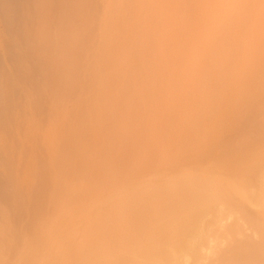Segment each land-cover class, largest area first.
<instances>
[{
	"label": "bare ground",
	"instance_id": "1",
	"mask_svg": "<svg viewBox=\"0 0 264 264\" xmlns=\"http://www.w3.org/2000/svg\"><path fill=\"white\" fill-rule=\"evenodd\" d=\"M37 1L38 0H36L35 2H37ZM43 1H45V0H42V1L40 0V2H42V3H40L42 11H44L45 7L47 6L46 5L47 4V2H46L47 0L45 1L44 4H43ZM56 1H54V2L56 4L58 3L57 5L53 2V0L48 2L49 4L52 2L53 5H55V8L57 6V9L60 11V12L59 11H55V16H52L54 21H56L57 16H60V17H58V20H57V21H60V22H58V24H60L62 22L63 25L65 27H67V29H68L69 28L68 25H70V24L66 23L68 21V20L66 21V17H67V19H69L68 17L72 14L71 16H72L73 19L70 18L69 20H73L76 23L77 21L74 19L73 14H76L75 10H77V13H78V11L80 13L78 15H75V16H79V15H82V14L85 15V16L84 15L80 16V17H82V20H81V23L78 22L79 28L81 26V29H84V30L86 28L89 29L88 32L90 34H91L90 30H93L92 31L93 33L91 35H93V38H94V33L95 32H94V29H93L94 27H92V26H95L96 25L95 23L97 22V27H98V25H100V23H101V21H99L100 19H98L95 16V12H92L95 9V7L93 6L95 4L94 3L95 0H89L90 3L87 0V3H89L90 5L93 4L91 6L92 7V9H91L92 11L91 10L88 11V9L91 8V7H88L90 5H88V6L86 5L85 6V4H87V3H85L86 0H84L83 3L80 0H68V1H72L71 2L72 5H75L76 8L74 7L73 9H72V6H70V8H69L68 5H71V4L67 0H66L67 3L64 0L65 3H66V6H68L66 8H65V6L63 7V4H64L63 0H61V1L58 0L57 2ZM62 1H63V3H62ZM91 1H92V3H91ZM107 1L110 2V0H107ZM121 1L119 0L117 2V0H116L115 3H118V5H120ZM123 1H124V5H126L127 8L129 9V5H127V0H123ZM137 1H139V0H137ZM137 1L136 2L134 1V2L137 4ZM173 1L180 2L181 0H173ZM200 1H202V0H200ZM200 1L198 0V2H200ZM238 1H240V3H241L243 0L242 1L238 0ZM238 1H237V3H238ZM245 1H244V6L248 3V1H247V3L245 4ZM259 1H262V0H259ZM259 1L255 0L254 4H255V2H259ZM80 2L83 5L79 4ZM105 2L106 1H104V4H105L104 7L107 6ZM189 2L186 5L187 7H185V8H188ZM195 2H197V1L196 0L193 1V3H192L193 6H195V4H194ZM202 2H204V0ZM214 2H216V1L214 0L212 3H214ZM234 2H236V1H234ZM59 3L62 6H59ZM115 3L113 5V7H115L117 5V4L115 5ZM128 3L131 4L132 2L128 1ZM135 3L133 5H136ZM159 3H160V1H159ZM162 3H164V2H162ZM162 3H160V5ZM229 3L231 4V2H229ZM26 4H28V3H26ZM42 4H43V7H42ZM51 4L48 7H46V8L49 9V10L46 9L48 11V12H46L47 14H44V12L41 11V15L42 14L44 16L45 15L46 16L49 15V13H50L49 11H51L52 8H53L52 7L53 5H51ZM183 4H186V3L184 2ZM200 4H201V2L199 3V6H200ZM206 4H207V2H206ZM230 4H229V6H231ZM248 4H247V7H249ZM259 4H263V3L261 2ZM178 5H179V3H178ZM180 5H182L181 2H180ZM202 5L203 4H201V6ZM241 5H242V3H241ZM241 5H239L241 8L244 7V6H241ZM80 6H82V7L85 6L86 8H88V9H86L84 7L85 11H87V12H85L82 7H81V9H79ZM136 6L138 7V4ZM171 6H172V4H171ZM175 6H176V4H175ZM189 6H191V4ZM235 6H237V5L235 4ZM256 6H257V9H256V7L254 8L252 6L254 8L252 10H254V11L256 10L255 12L258 13L260 11L259 9L261 8V6H260L259 9H258V5H256ZM161 7H158L157 10L159 8H161ZM178 7H180V6H178ZM183 7H184V5H183ZM202 7H198L197 8L198 11H199V8L204 9V6H202ZM207 7H208V5H207ZM250 7H251V5H250ZM250 7L248 9L251 10ZM60 8H62V9H60ZM132 8H135V7H132ZM172 8H173V6H172ZM181 8H182V6H181ZM191 8L194 9V7H192V6H191ZM191 8L189 7L188 9L191 10ZM225 8L226 9H230L228 7H225ZM232 8H234V10H235V8H238V7H234V5H233ZM70 9L72 11L74 10L75 12L73 11L69 15V14H67V12L71 11ZM116 9L118 10V6L115 7V10ZM124 9L126 11H123V12L121 11L123 14H121V12H120V14L122 15V18H120L121 20L119 21L120 23H124L123 20H124V18L126 16V13H128V11L131 10V9H129L127 11L126 8H124ZM188 9H187V11H189V13H190L191 11L188 10ZM244 9L246 10L247 8L244 7ZM244 9H240L239 11H241V13H242ZM263 9H264V7H263ZM263 9H261V10H263ZM115 10H114V8L113 9L111 8L112 17L115 14L117 15V11H116L115 14H113L115 12ZM120 10H121V8H120ZM160 10L156 11L157 13H155L156 15H154L155 18H157L158 21L160 20L159 18H162L165 15V14L163 15L164 12H162V10L161 11ZM223 10H222V12L219 13V15H218L219 18L223 17L226 14L231 15L230 17L237 16L236 13H234L236 15H234V14L232 15L229 12L227 13L226 11H223ZM247 10L244 11V13H242V14L241 13H238V14H240V15L246 14L245 12L249 11V10L248 11ZM257 10H259V11H257ZM90 11L92 12L91 14H89ZM159 11L161 12L160 14H158ZM187 11H186V13H187ZM192 12L197 13L196 10H192ZM211 12H213V11H211ZM230 12H231V10H230ZM232 12H233V10H232ZM51 13H53V12H51ZM57 13H58V15L56 16ZM87 13L90 16L93 14L92 16H94L96 18L95 19L93 17V20L94 19L96 20L95 23L92 22L93 20L92 21L90 20V24L92 22L91 26H89L90 24L89 25L87 24L89 27H91V29L89 27H87V25L85 26V23H84V22L88 23V21L90 19V16H88ZM143 13L146 14V11H144ZM194 13L191 14L190 18H195L196 19V17H194L195 16ZM222 13H223V16H222ZM224 13H226V14H224ZM257 13L253 12L252 14L251 13H247V15H243L244 16L243 19H245V18L247 19L248 18L247 20L245 19L246 21H244V22H242L243 21V19H242L243 16L239 15L241 18H237L238 19L237 21H239V19H241L242 24H244V28L241 29L243 31L239 32L242 35V37H240L241 35L238 33V35H240L238 37L240 38V40L242 39L241 41L239 40V38L237 40L235 38L236 36L235 37L232 36L233 34L231 32H233V31H231L229 27H231V25H234L233 24L234 22L231 19H229V20H227V22L231 21L232 24L230 23V26L226 30L222 31L223 35H221V37H220V34H221L220 32L221 31H219V32L217 31L218 34L220 33L219 36H216L217 32H216L215 37L213 36L214 33L211 36V39H210L211 42L210 43L212 44L213 42H216L215 46L211 48L212 49V53H211L212 55L207 54L206 53L207 51L206 52L204 51V54L201 52L204 55L203 59L205 58V55L206 56H210L208 58L210 61L207 59L209 62L206 61V59L203 60V63L206 61V63H205L206 65L209 63L207 65V68H206V73L203 75L205 77H203V76L201 77L200 75H197L198 76L197 78H199V76H200L202 78V80H204V78H205V81H203L204 84L202 83L203 84L202 86H205V89H204V87L201 88L202 86H200V90L204 89V92H203V90L201 91V93L203 95L201 93L200 94L198 93L199 96L200 95L203 96V100L204 101H201L200 100L201 97H199L200 98L199 100L201 102H203V104H201L202 105L201 106L200 105L201 102L198 100L199 103H197V105H196V107L197 106L198 107L199 106L202 107V108L199 107V109H201L200 112H199V109L197 110V112L200 113V114H198L199 117L198 116L196 117L197 112H195V115H193V117H194L193 120L191 122L189 121V123H190L189 128L186 125L187 128H188L187 129V131H188L187 135L190 136V137H186L185 138V142L184 143L185 144L187 143L188 145L185 148H181L180 150H177V148L175 149L176 146H175L174 140H176V138H177L176 136L180 133L179 130L182 129L181 128L182 126L180 127V124H182L183 126H184L183 122L188 124V122H186V121L189 120V119L187 118V120L185 121L184 119H181L179 117V119H181V120L178 119L180 121V123H177L178 120H176V119H177L178 116L176 115V119H175L174 118L175 115L171 114V113H173V110H174L173 108H175V107L173 106V108H172L170 106L171 109L168 110L167 113L171 112L170 113L172 115V116L170 115L171 118H169V115H168L169 113L167 114L168 115V117H167V115L165 114L166 112L165 113L162 112L163 114L161 113L160 117H162L165 114L164 115L165 116L164 119H163L164 116L162 118H159V116H158L159 113H158V115H156L158 117H156V118H159L160 120L157 119L158 121H156V119L154 118L155 121L154 120L151 121L152 118L149 119V117H148L146 119L147 121L145 120L146 123L144 122L142 124L141 121L143 120V118H138V117H140V116L142 117V115L140 114V112H141L140 110L142 109V111H143L145 104L143 106H142V104L139 106L138 103H140V101L142 102V100L144 102V98H146V97L148 98V96L147 95H145V96L143 95L144 98H142V96L139 94V96L137 97V100L141 96L140 99H139L140 101L137 103V105H135V106L133 105V104H135V102H133V101L135 100L136 93L138 94L137 91H140L139 89H142L144 87V86L141 87L142 84L146 85V83L143 82V80H141L142 78H144V80H145V76L143 77V72H141V75H142V78H141V75H138V73H140V72L137 69H139V68H137V69L135 68V66H137L135 64L136 63L137 64L140 63V62L139 63L136 62V60H135L140 55V54H138V56H137V51L140 48L138 49L137 43L136 44L132 43V44L137 45V49H136L135 58L131 57V59L135 60V64H134L135 65L134 66L135 71H134V69L131 70L129 68L130 71H132V72H130L131 75H130V80H129V77H128L129 74L126 75V72L128 71V69H127L128 66L129 65L131 66L133 64L134 60H130L131 61V63H130L129 58L127 57L128 55H127V51L126 50H128V47L130 49V46L129 45L126 46L125 52L123 50V48H124L123 47L122 48V50H123L122 52H124L125 54L123 53L124 56H122L123 54L121 52L120 58L122 60L120 59L119 61L128 60V62H125V66H126V63H130V64H128L126 66V68L123 67L124 66V64H123V66L120 67V71L118 72V73H121V72L126 70L125 74L122 73L125 77L123 76L122 78H120L121 80L119 79L120 81L118 82L121 85L120 82L123 80V78H126V76L128 77L126 80H124L125 85L127 84L126 85L127 87L126 86L124 87V91H125L126 95H124V93H123L124 91L123 90H122L123 94L120 93L119 91L118 92L120 93V95L122 94L123 96H126L128 98V100L131 99L130 98V96H131L133 98V100L131 99L130 101H132L133 104L130 101H128V102H130L134 106V107L131 106V108L132 107L135 108L134 110H136V106H137V108L139 107L140 108L139 112L138 111L131 112V108L129 107L130 103H128V102H125V104L123 103L124 105H126V103H127V105L129 104V106H123L122 105L123 107H125V108H123L124 110H119V108H117V107L115 109L114 108L112 109L111 107H109V106H111L109 104L112 103L111 102L112 99H113L114 104L116 102H115L114 96H109L110 93L108 91H111V90H108L110 88L109 86H108L109 88L108 87L106 88V91H104L105 89L103 90L104 86L101 85V83L103 81L102 80L99 87L101 88V86H102V90L104 91V94L109 93V94H107L109 97L108 96L106 97V95L104 96L102 94V96L100 98V101H99L100 94L103 93V91L100 90L99 91L100 93L98 95L99 96L98 97V101L100 102V105H101L102 104V100H103L102 97L104 96V98H107L108 104L106 103L107 102L106 99H104L105 100L104 101V107H103V104H102L100 109L97 108L96 110L93 111V108H92V112H91V110H87L86 106L84 108L81 107L83 109L82 112L80 111L81 108L79 109L80 113L78 112L81 117H79V116L78 117L80 118V120L82 118V121H80L79 123L77 121V123L72 127L73 130L72 131L70 130L71 132L69 131L67 133L66 132L62 133L60 131L61 130L63 131V129L59 130V128L56 130L55 128L58 125L57 123L55 124V127L53 126L54 129L52 128L51 130H53L54 132L53 131L50 132L47 138L50 140L51 134H53V137H52L53 139H52L51 142H53L54 136H59L61 138V140H62V143H61V147H56V148H54V150L51 149L53 151H57L58 149L59 150L55 154L52 152V154H54V160H53V162L51 161L52 165H49V166L53 170V167L55 168V164H56L59 167H61L60 168L61 170L58 169L59 167L58 168L56 167V169H54V171L57 172L59 175H57V173H54L53 171H50V175H48V174L45 173L46 170L44 169L45 176H44V174H41V176L43 175L45 177V180H44V177H42L43 179L39 178L40 176H38L37 180L41 179L42 181L43 180L46 181L47 183L45 185H48V183H50L49 181H53L55 184L57 182V184L59 186L60 185L59 182L63 181V180H64V182H66L67 177L69 178L70 174H71L70 178L73 179V181L75 180L74 178L79 179V178L85 177L84 181H83V178H82L81 181L79 180V182H84L86 184H89L88 186H90V184H91L90 180H87V182H86V177H88L89 174H90V176H89L90 178H87V179H92L91 182H92V184H95V186L87 187V185H86V187H83L81 185V187H83V188L80 187L81 189H78V187L77 188L67 187L65 184H62L60 182L61 183V185H60L61 187H58V186L55 187V185L53 187L51 185H50V187H47V186L46 187H42V184L40 183L41 181L39 180L40 182L36 181V182L40 183V184L37 183L39 185V187H38L37 184H36L35 187H28L29 191H30V192L28 191V193H31V191H32L31 194H33V192L35 194L34 201L33 202L28 201L30 197L29 198L27 197V202H26V199L24 198V196H20L19 195L20 198L23 197L24 199H18L17 198L18 192L19 193L24 192V191H22L23 189L18 187L19 181H17V180L20 178V176H18L19 178L17 180L15 178H13V179L10 178L9 180H8V178H6L8 180V182L11 180V182H10L11 185H13L15 187L12 186L11 192L9 194H7V192H6V195H4V197L9 201V203H10V204L8 203L9 206L11 205L12 209L15 210L17 216H24V215L26 216V220L27 221H25V220L24 221H25V224L27 223L28 225H26L27 228L24 225L23 227H25V228L22 229L21 232H15L14 231L15 228L12 229L13 227H12L11 222H10L12 219L10 220V215H7V212H6L7 209L5 210V212H4V208L2 209L3 212L6 213V215H4V213L1 214L2 218H3V221L0 222L1 223L0 224V264H264V32L262 34H260L261 31L259 32V30L261 29V27L259 26L260 27L259 30H258V27H257L258 26L257 23L260 24V22H257V19L253 18V17L256 18L255 14H257ZM260 13H263V11L262 12L260 11ZM128 14H130V13H128ZM128 14H127V16H130ZM147 14H149V13H147ZM176 14H178V13H176ZM250 14H251V17L254 14L253 17H252L254 20L252 18L250 19ZM41 15H38L39 16V17H37L38 20H39ZM160 15H163V16H160ZM187 15L189 16V14H187ZM192 15H193V17H192ZM262 15L263 14L257 15V17L258 16L260 17ZM49 16H48V18L47 17L43 18V19L40 18V20H41L40 21V27H39V25L37 26V28L34 27V28H36V30H34L33 28H31V29H33V30H31L30 27H29L26 37H28L29 36L28 34L30 32H32V31L33 32L34 31L35 32L38 31L37 30L38 28H40L39 31L41 32V30L43 31V29H41V27L42 28H44L45 26L49 27L48 25L51 22H54V21H52V18H49ZM92 16H91V19H92ZM174 16H175V14H174ZM196 16H197V14H196ZM211 16H212V14H211ZM85 17H87L88 19L86 18L87 19L86 20ZM131 17H133V20L136 21V19L134 18L133 14L131 15ZM183 17L185 18L186 16L184 15ZM227 17H228V15H227ZM227 17L224 16L222 19H219L220 22L222 23L221 20L226 19ZM174 18H176V17H174ZM198 18L201 20V17L198 16ZM209 18H210V15H209ZM209 18H208V22L210 21ZM263 18H264V16H263ZM97 19H98L99 22L97 21ZM109 19H110V17H109ZM150 19L148 17V22H150L149 21ZM164 19H162V21ZM186 19H184V20L186 21V23H188V21ZM249 19L252 20V22ZM38 20H37V22H39ZM114 20H115V17H114ZM114 20H112V21H114ZM126 20H127V18H126ZM130 20L132 21V19H130ZM176 20H178V19H176ZM196 20H198V19H196ZM203 20H204V18H203ZM219 20H218V22H219ZM255 20H256V24H257L256 25V27H257L256 30H258V32H256V34H260V36H258L259 38L255 36L256 39H253V38H255L254 36L252 38V35L254 34V31L250 30V32H248L249 31L248 30V26H251L249 24L250 23L253 24ZM73 21H69V23L70 22L73 23ZM127 21L125 22L126 26H128V24L131 22V21H128V22ZM153 21H155V20H153ZM158 21H155V22L157 23ZM191 21L189 20V23L191 22V25H193L192 24L193 21L195 23L197 22L194 19L191 20ZM199 21H198V23H199ZM32 22H34V21H32ZM104 22H105V20H104ZM104 22L102 21V23H104ZM138 22H137V25H136L135 29L138 26ZM159 22H161V21H159ZM159 22L157 24H159V26H160ZM180 22H181V20H180ZM180 22L178 21V23H180ZM201 22H202V20H201ZM223 22L226 23V20H223ZM82 23H83V27H82ZM107 23L108 24L104 25V26L110 28V22L108 21ZM221 23H219V25H221ZM236 23H235V25H236ZM263 23H264V21H262L261 24H263ZM35 24H37V23H35ZM51 24H52V27L54 28L55 32L57 30L59 31L58 26H56V25H58L57 22H54V23H51ZM79 24H81V25H79ZM93 24H95V25H93ZM111 24L114 25L113 23H111ZM183 24H184V22H183ZM215 24H216V22H215ZM63 25L61 26L63 31H62L61 27H60V30L62 32H65L64 29L65 30H67V29L63 28L64 27ZM76 25H77V23L75 24V26ZM102 25L103 24H101V26ZM122 25H124V24H122ZM131 25H132V23L129 24V26H131ZM140 25H142V24H140ZM140 25L138 27H140ZM151 25H152V22H151ZM186 25H188V24H186ZM186 25H184V27H185L184 30H186V28L188 26L191 27V25H188V26H186ZM222 25L224 26V24H222ZM225 25H227V24H225ZM133 26H135V24ZM159 26L157 25V26H155V28H160ZM180 26H181V23H180ZM217 26L218 25H216L215 27H217ZM234 26H232V30H234L235 32L236 31L238 32V30H240V29H237V25H236L235 28L237 30H235V29H233ZM252 26H254V24ZM52 27H50V28H52ZM55 27L57 28V30L55 29ZM128 27H126V31L129 29ZM215 27H214V30H215ZM123 28L124 27L121 28L122 30H119V28H118V30L121 31V32H119L120 35L118 34V36L116 35L117 37L114 38V41H113L114 44H116L115 43L116 40L120 41V38L122 37L123 34H128L126 31L123 32L124 31ZM140 28L143 29L142 26ZM178 28H179V30H181L180 29L181 27H179V24H178ZM191 28H190V30H193L192 32H194V29H193L194 27L192 29ZM69 29L66 32V34L64 33L65 34L64 36L58 37V38H55V37L52 38V39L56 40V41L53 40L54 41L53 43H50V40L48 39L49 35L48 34L45 35L44 32L43 33L41 32L42 34H40V32L38 31V33L36 34L37 37L35 36L34 33H33L34 35L32 36L33 40L37 38L36 42H33V43L37 44L39 47L37 45L36 46L39 49H40V47L43 46L42 50H44L46 52V54L47 53L48 54H50V53L53 54L54 52L52 50L57 51L58 56H57V54L55 55V53H56L55 52L54 53L55 56H52L53 59H51V60H50L51 56L48 55V54L47 55L50 56V57H48V56H47V58H45L46 56L42 57V60L43 59L44 60L48 59V60H50V62L49 61L43 62L41 60V58H39V57H41V55L43 56L44 53H42L40 55H37V57L40 59L39 63H41V64L43 63V65L39 64L38 69H40L41 66L44 67V64L46 62H49L51 65L53 64L54 66H56L55 68H53V67H51V68L54 69L56 72H58L56 74L58 76L57 77L54 74L55 73L54 70H53L54 71V73H53L51 68H50V70L47 69L48 72L49 71L52 72V73L49 72L50 73L49 75L53 74L51 77L54 76V78L57 79V78H60L59 75L60 76L62 75L60 79L65 80L66 77H64V74H66L65 76L70 75V77L67 76V78L65 80V83H63V84L67 83V85H63V86H68L67 87L68 89L65 88L68 91H66V92L63 91V94H65L66 98L68 97V99H69V96H72V93L75 95V94H77L78 92L81 91V85H80V90H79V85H78V83L81 82V81H77V80H76L77 82L74 81L75 80V72H74V70L78 71L83 66V64L85 62V59L87 57H89V53H91V49L88 48V52L87 51L85 52V50L87 49L89 44H92L93 41H96V44H99V42H97L99 38L96 37V36H95L96 38H94L95 40H92L91 43L89 42L90 40H88V38L92 39V36L90 34H89L90 35L89 37L86 36V35H88L87 29H86L85 33H87V34L85 35V37L87 38V40H88L87 43L89 42V44L86 43L87 45H85V42H84L85 47L87 46L85 48L83 43H82L83 39L82 40L80 39V38H84V34H85L84 30H82V32H81V33H83V37H82V34L79 32L81 29L79 31L75 30L76 31V33H75L76 36L77 35L78 36L81 35V37H79V40H80V42H79V40L77 41L76 36L74 34H72V33H74L73 28H72V33L71 34L74 35V37L72 35H69V33H68ZM111 29H109V33H111V32L113 33L114 32L113 30L111 31ZM152 29H154V27ZM152 29H149V30H152ZM160 29H158V30L161 31L162 29L161 30ZM187 29H189V27ZM146 30H148V28ZM179 30H177V31H179ZM205 30H208V29L205 28ZM214 30H212V32ZM95 31H96V28H95ZM136 31H137V33H140L138 31V28H137ZM153 31L154 30H152V33H153ZM229 31H231V32H229ZM244 31L247 32V34L245 32V36L246 37L245 36L243 37ZM263 31H264V29H263ZM49 32L51 33V31H49ZM77 32H79V34ZM131 32L134 33L133 31H131ZM145 32H147V31H145ZM182 32H183V34L186 35V36L183 35L184 37H187L188 34H189V33L188 34L186 33V32H189V30H187L186 32L182 30ZM182 32H181V34H182ZM192 32L190 33V36L192 35ZM109 33L108 32L103 33L102 43L100 45H97V49H99V50L101 49L99 47L102 45V48L104 47V49L106 50V51L103 50V52L105 51L106 53H107V50L110 47V42L112 41V38L110 37ZM121 33H123V34H121ZM160 33L161 32H159L158 34H160ZM164 33H168V32H164ZM195 33H197V32H195ZM38 34H39V36H38ZM67 34L69 36H67ZM98 34L100 35V32ZM142 34H145V33L143 32ZM142 34H140V35H142ZM205 34H207V32H204V35ZM101 35H100V37H101ZM154 35L157 36V34H155V33H154ZM164 35L166 36V34H164ZM197 35H198V33H197ZM249 35H251V36H249ZM78 36H77V38H78ZM126 36H123L121 39L124 40ZM136 36H137V34H135L134 39L132 40L133 42H134V40H136L135 39V38H137ZM146 36L148 38V34ZM165 36H163V38ZM198 36L200 38L201 35L199 34ZM198 36H196L194 34L193 37H198ZM30 37L31 36H29V38H27L28 39L27 42L29 41L28 42L29 44H27L25 46H28V45H30L32 43L31 42L32 38H30ZM139 37L141 38L142 36H139ZM184 37H183V40H185ZM216 37L217 38L220 37L222 39L218 38L216 40ZM127 38H128V36H127ZM153 38H154V36H153ZM155 38H157V37H155ZM199 38H196V39H199ZM206 38H208V37L205 36V40L204 39L203 40L205 41V43L206 42L208 43V39H206ZM244 38H246V39L248 38L247 41H249V39L252 38L254 41L252 42V39H251L252 44H249L246 41V39L243 40ZM29 39H31V41ZM52 39H51V41H52ZM150 39H151V37H150ZM159 39H160V37L158 38V41H159ZM179 39H178V41H179ZM200 39H199V41H200ZM212 39L213 40L215 39V41H213ZM233 39L234 40L236 39V40L234 41ZM57 40H58V42H57ZM99 40H101V39H99ZM122 40H121V42H125L126 41V44H129V43H127V41L129 42V40H125V41H122ZM140 40L141 39H139V41ZM255 40L256 41L258 40L257 43H256ZM19 41H20V39H19ZM84 41H85V39H84ZM154 41H156V39L155 40L153 39V42ZM160 41L163 42V43H164V41L166 42V40H164V41L160 40ZM196 41L198 42V40H196ZM204 41H203V43H204ZM78 42L80 43L79 45H81V46H78V47H80V49H78L77 46H76V43H78ZM161 42L159 44H162ZM94 43H93V45H94ZM138 43H139V45H140V43L142 44V40H141V42H138ZM210 43H209V46L211 45ZM253 43H256V44H253ZM118 44L119 43H117V45ZM192 44H194V42L191 41V43H189L190 46L188 45L189 48H192L191 47ZM195 44H196V42H195ZM82 45H83V48H82ZM147 45H148V43H147ZM154 45H156V44L153 43V46ZM167 45H168V47L171 46L170 41L166 42V46ZM33 46L34 45H30L31 48ZM44 46L48 47V49H49L48 51H50V49L53 48V49H51L52 52L51 51H50V53L47 52L46 51L47 47H45V49H44ZM114 46L115 45H113V47ZM143 46L144 45L142 44V47ZM209 46L207 47V44L206 45L204 44L205 50L207 48L209 49L210 48ZM30 47H28L27 50L28 51L30 50L29 53L30 52L34 53V49L35 48L33 47L34 49L31 51ZM37 47H36V49H37ZM91 47H92V45H91ZM113 47H112V49H113ZM131 47L134 50L136 48V46L134 48L133 45H131ZM148 47H149V45H148ZM159 47H162V46L159 45ZM195 47H197L196 48V51H197V49H199V47L196 46V45H195ZM81 48L83 49V53L85 52V54L82 53ZM117 48H119V45H118V47L114 48V50H113L114 57H115V55H117V50L115 51V49H117ZM145 48L147 49V46ZM164 48L165 47H163V49ZM170 48H172V47H169L168 49H170ZM36 49H35V51H37ZM133 49L129 50V51L132 52V51H134ZM143 49L144 48H142V50L140 49L142 51V53H143ZM174 49H175V47H174ZM18 50H20V48ZM78 50L83 54V55H81V61L77 58V56L78 57L80 56L79 55L80 53L78 54ZM140 50L138 52H140ZM152 50H153V48H152ZM20 51H19V53H20ZM144 51H146V53H147L146 59L149 58L147 60L150 61L151 57H150V55L148 57V52H147L149 50L148 49L147 50L144 49ZM171 51H172V49L170 50V52ZM187 51H188V49H187ZM193 51H195L194 46H193ZM193 51L191 53H193ZM41 52H43V51L39 50V53H41ZM210 52L211 51H209L208 53H210ZM33 53H31V54H33ZM39 53L37 52V54H39ZM96 53H98V51ZM163 53H165V50L163 51ZM199 53H200V51H199ZM86 54H88V56ZM103 54H105V53H102V55ZM129 54L131 55L130 52H129ZM171 54H172V52H171ZM184 54L187 56L186 52ZM184 54H183V56H184ZM202 54H201V56H202ZM66 55H69L67 57H70V59H72L71 63L73 64V66L77 62V60H78V62H80V64L77 62V64H79V66H78L79 69H77V67H75L76 69L71 68L72 65H69L70 62H69V64H65L64 63V60H66ZM142 55L144 56L145 54H142ZM181 55L180 56L177 55V57L180 58ZM56 56L58 57V59H57L58 61L55 59ZM82 56L83 57L85 56V58H82ZM92 56H94V55H92ZM92 56H90V59L92 58ZM125 56L127 58L123 59V57H125ZM160 56H161V53H160ZM186 56H184V57L186 58ZM169 57H168V59H169ZM184 57H183V59L181 58L182 62L186 61V60H184ZM189 57H191V55ZM98 58H99V56H98ZM117 58H118V56H117ZM156 58H158V57H156ZM163 58L164 57L162 56V59ZM171 58H172V55H171L169 61L171 60ZM179 58H177L178 59V62H176L177 66L179 65V61H181ZM23 59H24V57H23ZM25 59H27V58H25ZM146 59H144V60H146ZM158 59H160V57ZM82 60H83V63H82ZM97 60H99V59H97ZM109 60H111V59L109 58ZM147 60H146V62L145 61L144 62L147 63L148 62ZM151 60H152V58H151ZM93 61H95V60H93ZM115 61H116V58H115ZM155 61H156V59H155ZM195 61L196 60H194L193 62H195ZM152 62H153L152 64H155L154 58H153ZM173 62H174L173 60H171L169 62L170 66H171V63H173ZM189 62H190V59H189ZM49 63L46 64V65L50 66ZM81 63H82V65H81ZM96 63H99V62H96ZM108 63L111 64V67L108 66L107 69L110 68L112 70V68H114L112 63H114V62L110 61ZM164 63L166 64V61ZM169 63L167 64L168 67H170ZM203 63L201 64V68H203V66H204ZM77 64H75V66H77ZM102 64H103V62H102ZM104 64H106L105 60H104ZM104 64H103V66H104ZM150 64L151 63L149 62L148 65H150ZM156 64L159 67L161 66L160 70H162L163 66H165V68L163 70H165L166 67H167V65H163V63H162L163 66L159 65L158 62ZM89 65H93V64H91V62H90ZM95 65L97 67L99 66L98 64H95ZM142 65L141 66L138 65V66L141 67L140 68L141 71H142V69H144V68H142L143 67ZM181 65L182 64H180V67H181ZM183 65H182V69L186 68V70H188V68H189V67L187 68V66H189L188 63H186V66L184 65V67H183ZM190 65H192V64H190ZM103 66H102V68H103ZM146 66H147V64H146ZM146 66H145V68H146ZM154 66L156 68V65H150V67H153V68H154ZM177 66L175 68H177ZM205 66H204V68H205ZM43 67H41V68H43ZM46 67H48V66H46ZM46 67H44L43 69L45 70ZM118 67H119V65L117 64L116 68H118ZM159 67H158V71H159ZM171 67H173V65ZM85 68H86V66H85ZM85 68L82 67V70L80 69V71L82 72ZM121 68L122 69L125 68V69L122 70ZM155 68H154V70H155ZM179 68H178V70H180ZM192 68H194V64H193ZM38 69H37V73H40V72L42 73L44 71L43 69H42L43 71L38 70ZM67 69H69V70L72 69L71 70L72 72L69 74L68 72H70V71L68 70V72H67L66 71ZM91 69H92V67H91ZM147 69H148V71L150 73L149 68H146V71H147ZM172 69H169L170 70L169 72H171V73L173 72L174 73V72L178 71V70H175V71L173 70L172 71ZM182 69H181L179 78H181ZM194 70H196V72H198L197 71L198 68L197 69L195 68ZM64 71H66L68 74L66 72H64ZM80 71H78L76 74L80 75V73H81ZM103 71H105V70H103ZM116 71H117V69H116ZM143 71H145V70H143ZM156 71H157V69H156ZM21 72H23V71H21ZM34 72H36V70ZM46 72L44 71L43 72L44 74L41 75V77H45V73ZM48 72L46 73V76H47ZM60 72H62V73H60ZM133 72H134V74H133ZM159 72H156V73L158 75L162 73V71H161V73H159ZM165 72H166V70H165ZM165 72H164V74H165ZM188 72H191V71L189 70ZM192 72H191V75H192ZM200 72H202V71H200ZM200 72H198V74ZM204 72L205 71L203 70V73ZM1 73H3V72H1ZM113 73H114V71H113ZM118 73H117V75H118V77H120V75H122V74L119 75ZM152 73H151V75L154 76L153 74H155V73H153V74ZM157 74H155V77L158 76ZM166 74L170 75L168 72H166ZM200 74H202V73H200ZM111 75H113V74H111ZM111 75H109L111 77V79H110V77H109V79H110V82L112 83V81L114 80L113 78H115V76L114 75L111 76ZM133 75H134V78H133ZM167 75H165V76H167ZM187 75L184 76L185 79H188L189 78L188 76L190 74L188 76ZM103 76H105V74H103ZM138 76H140L139 78H141V79H139ZM34 77H35V75H34ZM159 77H162V76L160 75ZM186 77H188V78H186ZM28 78H30V77H28ZM48 78L51 79V83H49V85L51 84L50 85V89H54L57 86L56 87L58 89L57 91L64 90V89L61 90V89L58 88V86H59L58 84L61 85L60 86L61 88H64V87H62V83H60V81H58V79H57L58 82H54L55 80L53 81V79L50 78V76ZM87 78L88 77L86 76V80H87ZM132 78L134 79V81L131 80ZM136 78L138 79V81H137ZM167 78L169 79V77H167ZM194 78H196V76ZM41 79L42 80L45 79L46 81L49 80L47 78H41ZM42 80H40V81H41V83H43L44 88H45V85H48V83L46 84L45 81L43 82ZM63 80H62V82H63ZM105 80H106V78H105ZM105 80H104V82H105L104 85H107V84L110 83L108 81L106 82ZM140 80H141V82H143V83H140L141 85L138 83V82H140ZM40 81L38 83H40ZM52 81L55 84H57V83L58 84L57 85H53L54 83ZM87 81H89V79ZM126 81L129 82V85H128V82L126 83ZM131 81H133V84H132ZM155 81H157V80H155ZM167 81L168 80L164 81L163 84H167V86H168V83L170 82V79H169L168 83H167ZM199 81H200V78H199ZM35 82H37V81H35ZM74 82H75V85L77 83V86H74ZM89 82H91V81H89ZM134 82H136L138 85L136 86V83L134 84ZM98 83L99 82L96 83L97 86H98ZM130 83L134 86V88L136 86V89H132L133 86L130 87ZM151 83H150V85H152ZM181 83H185V82H181ZM88 84H86L87 85L86 88H88ZM116 84H117V81H116ZM119 84H117V85H119ZM198 84H199V82H198ZM39 85H40V88H42V89L41 90H37L36 89L37 93L32 92V95L33 94L34 95L37 94V95H35L37 97L39 95L40 96L39 97L40 98L39 102H42L41 100L44 99L43 97H46V96H42V93H45L44 91H47L49 89V87H48L49 85L47 86L48 88L46 87L47 89L45 88V90L43 89L42 84H39ZM117 85L114 86V88L117 87ZM120 85H119V87H120ZM157 85H158V83H157ZM138 86H140V88ZM165 86L163 87V85H162L159 88H162V91L164 92L165 91L164 90ZM13 87H15V86H13ZM52 87H54V88H52ZM129 87H130L131 92L137 90L136 93L133 92L135 95L134 94L132 95V93H130ZM146 87H144V88H146ZM69 88H71L73 90L72 93L70 91L71 89L69 90ZM75 88H77V89H75ZM86 88H85V90H91L90 88L89 89H86ZM114 88H113V90L115 92ZM197 88H199V87H197ZM92 89H95V87H92ZM120 89H123V88H120ZM179 89L181 90L182 88L180 87ZM1 90H3V89H1ZM95 90L98 92L99 89L98 90L95 89ZM127 90L129 91V93H128ZM143 90L141 91V94H143L145 92V90H144V92H143ZM158 90L160 91L161 89H158ZM41 91H43V92H41ZM54 91L55 90L52 91L53 93H52L51 97L53 99L50 97L51 100H55L56 99V98L54 99V97H53V95L55 96ZM92 91L93 90H91V92ZM148 91H150V89ZM148 91H146V93ZM2 92H4V91H2ZM38 92L39 93L41 92L40 93L41 95ZM176 92H177V90H176ZM14 93H15V91H14ZM148 93H150V92H148ZM169 93H168V96H169ZM181 93H183V92H180V95L179 94L178 95L181 96L182 95ZM194 93H195V91H194ZM50 94H51V92L48 95L50 96ZM59 94H61V95H59ZM63 94L58 92V98H57L58 101L61 100L60 97L63 98V100H65V96ZM79 94H77V96ZM82 94H84V96L86 97L85 94H87V92L85 91V93L83 92V93H81V95ZM114 94H115V98L118 97L116 92ZM128 94H130L129 97L127 96ZM159 94H160V92H159ZM164 94L162 95V97L164 96ZM62 95H63V97H62ZM120 95H119V97H121ZM150 95H151V93H150ZM175 95H177V94H175ZM41 96H42V98H41ZM94 96H97V93H96V95L94 94ZM168 96L165 95L164 97L168 98ZM179 96L177 97V98H179L178 100L175 97L176 100H177L176 101L177 103H178V101L183 102L185 100V98H184L185 96L183 97L184 98L183 101L181 100V99H183L182 98L183 95L181 97H179ZM189 96H191V95L189 94ZM28 97L32 99L31 100L32 102H33V100L35 101L36 99H39V98L35 99L34 96L32 98L31 95L30 96L28 95ZM111 97H112V99H111ZM162 97H160V98L162 99ZM164 97H163V99H164ZM14 98H13V100H15ZM71 98L74 99L73 97H70V99L68 101L67 100H65V101L67 103H71V102H69L71 100ZM75 98H76V96H75ZM77 98H76V100H77ZM83 98L81 99V101L83 100ZM123 98L126 99L125 97H123ZM172 98H174V97H172ZM172 98H170V99L172 100ZM195 98H196V96H195ZM195 98H193V100ZM57 99H56V101H57ZM170 99L168 100L169 103L171 101ZM4 100L6 101V99H4V97L1 96V93H0V124L1 125H2V123L5 120V119L3 120L4 117L2 116L4 114L3 110H4V107H5V101ZM13 100H12V102H14ZM146 100L148 102V99H146ZM186 100H187V103H188L189 102L188 99H186ZM196 100H197V98H196ZM65 101H63V102L65 103ZM81 101H80V103H81ZM117 101H118V99H117ZM126 101H127V99H126ZM172 101H175V100L173 99ZM35 102H36L35 104L37 105L38 101H35ZM73 102H74V100H73ZM83 102L85 103V101H83ZM42 103H40V104L44 105V103L43 104ZM55 103H57V102H55ZM55 103H53V101H52V104H51L52 106L51 107H52L53 110L52 109L50 110V114L49 115H51V113L52 114L56 113V112H52V111H55L56 109L60 112L62 110L61 107L65 106L67 104V103H65V105L60 106V105H62V101H60L59 103H57V105H53ZM157 103H159V102H156V107H155L156 109L155 110L158 111L159 110L158 108L160 106L157 105ZM173 103H175V102H173ZM187 103H186V105L189 104V106L191 105L190 107H192L193 103L190 104L191 100H190V102L188 104ZM7 104L10 106L9 103H7ZM163 104L165 105L164 102H163ZM91 105H93V103H91ZM117 105H120V103L119 104L118 103L115 104V106H117ZM154 105L155 104L153 103L152 107ZM178 105L177 106L179 107V109H180V106L184 108V110L182 108L180 109L181 112H185V109L188 107L185 104H184L185 106H183V104L180 103V102H179ZM57 106L60 107V109L57 108ZM34 107H36V106L34 105ZM67 107H68V104H67ZM90 107H93V106H90ZM105 107H107V108L109 107V108L108 109L107 108L104 109ZM152 107H151V109H154ZM190 107H188L189 110H190ZM127 108H128V110H125ZM129 108H130V113H129ZM146 108H147V105H146ZM197 108H195V109H197ZM84 109H85V111H84ZM162 109H163V107H161V111H164ZM179 109H177V110L179 111ZM155 110H148V111H155ZM191 110H192V108H191ZM243 110H245V112L248 111V113H249L248 114L249 115V118H248L249 120H248V122L246 124H242V123L240 124L239 119H237L238 118V114L241 111H243ZM14 111H15V109H14ZM38 111H39V109H38ZM43 111H46V110L42 109V112ZM178 111H176V112L174 111V114L175 113H177L178 115L184 114V113H179ZM40 112H41V110H40ZM47 112H49V109H48ZM62 112H64V109L60 113L62 114ZM186 112L188 113V110H186ZM43 113H45V112H43ZM154 114H157V112L154 113ZM46 115L48 116V113ZM89 115L92 116V127H91V125H87V123H86L87 120L89 122V119H88V118H90ZM151 115H153V113L152 114L150 113L149 116H151ZM184 115H186V114H184ZM33 116H35V115H33ZM153 116H155V115H153ZM54 117L56 118V116H54ZM54 117L52 116L51 118H54ZM130 117H132V118H130ZM144 117H146V114L144 115ZM191 117H192V115H191ZM71 118H73V117H71ZM84 118L87 119V120H85ZM166 118L171 119V120H168L169 124L167 123V119ZM189 118H190V115H189ZM239 118H241V117H239ZM129 119H130V121H129ZM139 119H140V122H137ZM148 119L151 122L148 123ZM173 119H175L174 120L175 122L173 121ZM59 120H61V119L59 118ZM162 120L164 122L166 121L165 123H167V124H165V123L161 124V128L163 129V127H164V129H165L164 131L165 132L168 131V130L169 131L171 130L170 131L171 133L170 132H166L169 135L171 134L170 136L166 135L165 132L162 129L159 130L160 129L159 124L163 123ZM12 121H14V120H12ZM56 121H57V119H56ZM83 122H85L86 124L83 123ZM136 123H138V125ZM140 123H141V125H139ZM150 123L151 124L154 123L153 125H155L156 128H159V129L156 130V128L154 126L152 127V125H150V127L154 128L152 130H154L156 133H158L156 135H159V137L161 136V138L163 139V140L159 141L160 138L156 136L157 137L156 141L158 140V144L157 145L159 147L161 145L162 146L165 145L163 147H167L168 148V146H166L167 145L166 144V140H168L167 141V143L169 142L168 145L171 144L170 147L174 146L173 147L174 151H172V152H170V154H168V155H171L172 158H173V155H174L173 152L175 153L176 151H178L175 154V157H176L175 161H173V159L170 158L169 156H166L167 154L166 155L164 154L166 157H169V159H170V162L167 159L168 160L167 164L170 163L169 164L170 166H172L173 164H180L182 169L187 167L188 161H189V163L192 164L191 161L195 162V161L199 160V158H202L204 155L205 156L213 155V153L211 154V149H209L210 139H211L210 136L212 135V133L213 134L215 133V135H216V133L218 132V135L214 138V141L217 144L218 143L220 144V148H219L220 149V153L218 155L219 156L218 158H220V159H216L217 163H216L215 167L213 166L212 171H214V173L216 171L217 172L218 171H224L223 175L220 173V175H222L221 177H219V178L217 177L215 179H210V178L208 179L207 176H212L213 173L211 172L212 175H209V174H206L205 171H204V172H201L203 174L199 173L201 175H198L195 172L194 173H187V174L184 173L182 175V177L180 176V177H175V178H172V177L171 178L170 177L169 178H162V179H159L158 181H155V179H156V176H155V178L152 179L155 182H148V183L143 184V185L138 186V187H129V184H127L125 187H114V186H120L121 182L126 177L129 178V179H132L131 177H129L130 175L135 176L136 173L140 174V173H142V171L145 170V168L147 166H149V164L147 165L145 163L142 164V163L138 162L135 159V157H136V154H138L142 150V147H141L142 145L141 144L146 141V139H144L146 137V136L144 137V135H145L144 131H145V133H147L146 131L148 130V128H146V126L149 127ZM35 124H36V122H35ZM35 124H34V127H35ZM162 125H164V126H162ZM165 125H166V127L168 125L170 129H168V127L166 129ZM2 126H4V125H2ZM58 126H61V125H58ZM171 126H174V128L171 127ZM175 127L178 128L179 130L176 129ZM133 129L136 130V133H137L136 136H131V134L134 131L133 132H129L130 130H133ZM32 130L30 129V131H32ZM58 130H59V133H58ZM68 130H69V128H68ZM177 130H178V134L177 133L176 134H172L174 131L177 132ZM150 131H148V133H150ZM158 131H160V133H162V132H164V133L160 134ZM127 133L130 135V136L128 135L129 138L130 137L133 138V139H129L127 136H126V138H128L127 140H126V138H124V140L127 141L126 143H128V140H129V142H130V140L132 141L131 143L133 145H131V147L129 149H126V147L123 146L125 144V142L119 141V139L122 140L123 135H126ZM20 134H21V132H20ZM26 135H28V134H26ZM36 136H38V135H36ZM165 136H166V138L169 137L170 140H169V138L166 139ZM173 137H174V139H173ZM7 138H9L8 135H7ZM44 138L47 141L46 135H44ZM154 138L155 137L152 138L153 141H154V143L152 142V144H155V139ZM164 138H165V140H164ZM171 138H172L173 143L171 141ZM152 139H151V141H152ZM188 139H190V141ZM3 140H4V138H3ZM163 141H164V144H163ZM177 141H180V140L177 139ZM161 142H162V144H161ZM119 143L120 144L123 143V144L120 145ZM181 143H182V141H181ZM189 143H191V144H189ZM8 144L10 145L11 142L9 141ZM114 144L117 145V146H115ZM130 144L128 143V145H130ZM159 144H161V145H159ZM134 145H135V147H134ZM145 145H144V147H145ZM112 146L115 147V148L117 147L116 148L117 150L115 148L112 149L113 148ZM158 146H157V149L159 148ZM3 147L5 148L4 145H3ZM21 147H22V145H21ZM109 147H111V148H109ZM118 147H120V150H118L119 149ZM0 148H2V146ZM41 148H43V147H41ZM5 149L7 151L9 150V149H7V147ZM109 149H112V150H109ZM3 150L4 149L2 148V151ZM93 150H94V152L92 153ZM41 151H43V150H41ZM112 151H115V152H112ZM160 151H162V150L160 149ZM4 153H6V152L3 151V155H4ZM156 153L157 152H155V154ZM37 154H39V153H37ZM151 154H152V152H151ZM43 155H45V153ZM155 156H157V155H155ZM165 156L164 157L161 156L162 159H161L160 156H157V157L159 158L158 160L161 162L163 160H166ZM175 157H174V159H175ZM179 157H181V158H179ZM183 157H187V159L184 160L185 158H183ZM6 158H7V156H5L3 158L1 156L0 160H3V159L5 160ZM163 158H165V159H163ZM7 159H9V157ZM171 160H172V162H171ZM7 162H8V160H7ZM12 162L10 161L11 164H12ZM37 162H39V161H37ZM1 163H2V161H1ZM40 163L43 164V160H42V162L40 160ZM162 163H164V162H162ZM22 164H24V163L22 162ZM12 165L14 166V164H12ZM8 166L12 167L11 165H8ZM111 167H112L113 171H114V169L117 171L116 174L114 172V176H112V178L114 177L113 179H115V180L111 181V179L108 178V177H105V175H104V177H100L101 174L105 173L104 172L105 169L109 170V169H111ZM21 168H22V166H21ZM62 168L65 169V173H64L65 176H66V173L70 170L68 172V174H67L69 176L64 177L66 179L62 178L63 177L62 174L64 172L63 171L64 169H62ZM7 169H9V168H7ZM18 169H20V168H18ZM41 169H43V168H39L40 171H41ZM203 169H205V167ZM14 170H15L14 168H13V171H11L10 169L6 170V172H8V171L10 172L11 171V175L10 176H9V174H10L9 172H8L9 174L5 173L7 175L6 177H11L12 176V172H15V174H16L17 171H14ZM16 170H17V168H16ZM39 170H38V173H40ZM149 170H151V167H149ZM109 171H111V170H109ZM134 172H136V173H134ZM208 172L209 171H207V173ZM217 172H216V174H217ZM52 173H54L53 175H55V176L51 175ZM86 173H88V176H87ZM132 173H134V174H132ZM147 173H148V171H147ZM216 174H214V175H216ZM33 175H35V174H33ZM108 175H110V174H108ZM144 175H146V173ZM144 175H143V177H145ZM203 175H206V176L203 177ZM1 176H3V175H1ZM46 176L48 177L49 181H48V179H46L47 178ZM116 176H119V178H122L123 180H121V179L117 180L118 177H116ZM122 176H124L125 178L122 177ZM99 177L101 179L103 178V180H101L102 183L105 180H107V178H108L107 182L110 180L111 183L110 182L107 183L105 181V183L101 184V182L99 181ZM159 177L157 176V179ZM25 178H26V176H25ZM19 180L28 181L26 179H19ZM73 181H71L72 184L74 183ZM114 181H116V182H114ZM126 181L127 180L125 179V181H123V182H126ZM117 182H118V185H117ZM123 182H122V184H123ZM143 183H145V182H143ZM28 184H30V183L28 182ZM92 184H91V186H92ZM97 184H99V185H97ZM30 185H28V186H30ZM68 185H69V183H68ZM92 194L93 195L95 194L94 196H96V197L97 196L98 197L105 196V197L111 198L110 199V201H111L110 207L105 209V210H101L100 208H98L96 206V203H94V202L93 203L92 202L88 203L87 200L90 198V196ZM32 199H33V197H32ZM90 199H92V198H90ZM87 204H88V206H86ZM11 207H8V208H11ZM60 209L62 210V212H61V214L59 216H57L55 218H50L52 212H56L57 211V213L59 214L58 211H60ZM75 210L76 211L77 210L78 211H82L83 213H85L84 215H86L87 213H90L92 216L88 217L89 221H86L87 219H85L86 222L84 221L82 224L80 222V219H78V222H80V224L75 223V224L80 225V227H82V225H83V227L81 229V232H82L81 234L83 235L82 236L83 241H82V243L71 247V250L68 251L69 255L68 256H64V258L60 261V256L62 255L61 251L64 250V247H63V245L60 246L61 244L60 245H56V239H58L63 234H68V235H72L73 234V232H68V230L71 231V228L69 227L68 224L70 223L69 222L70 221L69 218H71V217L73 218V215H76L75 213H77V212H75ZM57 213L56 214L53 213V214L57 215ZM76 216H78V215H76ZM82 216L83 215H81V218H82ZM19 219L17 221H19ZM67 219L69 221H67ZM21 224H22V222H21ZM21 228H22V225H21ZM84 234H86L85 235L86 237L84 236Z\"/></svg>",
	"mask_w": 264,
	"mask_h": 264
},
{
	"label": "rangeland",
	"instance_id": "2",
	"mask_svg": "<svg viewBox=\"0 0 264 264\" xmlns=\"http://www.w3.org/2000/svg\"><path fill=\"white\" fill-rule=\"evenodd\" d=\"M36 0H0V93H1V96H3L4 97V99H6V101H5V107H4V110H3V120H4V122L2 123V125H4V126H2L1 124V126H0V147L2 146V148L4 149L3 151L4 152H6V153H4V155H3V151H2V148H0L1 150V152H0V158H1V156H2V158L3 157H5V156H7V158L9 157V159H3V160H0V215L1 214H3L4 212H5V210H6V212H7V215H10V222H11V225H12V229H14V231L15 232H21V230L22 229H24L25 227H26V225H28L27 223L25 224V221H27L26 220V216L24 215V216H17V214H16V212H15V210L14 209H12V207H11V205L9 206V201L4 197V195H6V192H7V194H9L10 192H11V190H12V186L13 185H11V180L8 182V180L10 179V178H15L16 180L19 178L18 176H20V178L19 179H26V180H28V181H24V180H17V181H19V185H18V187H20L21 189H23L22 191H24V192H22V193H19L18 192V194H17V198L18 199H26V202H27V197L29 198V200L28 201H31V202H33L34 201V198H35V194H34V192H33V194H31L32 193V191H31V193H28V191H29V188L28 187H35L36 186V184L38 183V182H40L41 184H42V187H50V185L53 187L54 185H55V187H57L58 186V184H57V182H56V184L53 182V181H49V179H48V177L46 178V179H48V181L50 182V183H48V185H45L47 182L46 181H44L45 180V173L46 174H48V175H50V171H53L54 173H57V172H55L54 171V169H56V167L58 168L59 166L58 165H56L55 164V168L53 167V170L51 169V167L49 166V165H52L51 164V161L53 162V160H54V154L59 150H57V151H53L54 150V148H56V147H61V143H62V140H61V138L59 137V136H54V140H53V142H51L52 141V137H53V134H51V138H50V140L47 138L48 137V135H49V133L50 132H52L53 130H51L52 128L54 129V127H55V124L57 123L58 125H61V126H56V130L59 128V130L60 129H63V131L61 130L60 132H62V133H64V132H69L70 130L72 131L73 130V126L77 123V121H78V123L80 122V121H82V118H81V120H80V118L79 117H81L80 116V111L82 112V108L81 107H87V110H91V112H92V108H93V111L94 110H96L97 108H99L100 109V107H101V105L103 104V107H104V99H106V101H107V98H104V96L106 95V97L108 96L107 94H109V96H114V99H115V104H119L120 103V105H117V106H115V104H114V102H113V99H112V97H111V102L112 103H110L109 105H111V106H109V107H111L112 109L114 108H119V110H124L123 108H125V107H123V106H129V104L127 105V103H126V105H124L125 104V102H128V101H130L131 99L133 100V98L130 96V94H128L127 96L129 97L130 96V100H128V98L126 97V96H123L122 94L124 93V95H126L125 94V91H124V87L127 85H125V83H124V80H126L128 77H129V80H130V75H131V73L130 72H132V71H130V69L132 70V69H134V71H135V68L137 69V68H141L140 66L142 65L143 67L142 68H144V69H142V71H141V69L139 70V69H137L140 73H138V75H141V72H143V77L145 76V80H144V78H142V75H141V78H139L140 76H138V78L139 79H141V80H143V82H145L146 83V85L145 84H142V86L141 87H148L149 89H150V91H148L149 89L147 88H142V89H139L140 88V86H138L139 88V90L140 91H137L138 92V94L136 93V91H133V92H135L136 93V97H135V100L133 101V102H135V104H133L132 103V101H130L134 106L135 105H137V103L140 101L139 99H140V97L142 96V98H144L143 97V95L145 96V95H147L148 96V98L146 97V98H144V102H143V100H142V102L140 101V103H138V105L140 106L141 104H142V106L145 104V106H144V109H143V111H142V109L140 110L141 112H140V114L142 115V117L140 116V117H138V118H143V120L141 121L142 122V124L145 122V120L149 117V119L150 118H152L151 119V121H155V119H156V121H158L157 119H159V118H162L165 114L167 115L168 113H167V111L168 110H170L171 109V107L173 108V106L175 107V108H173L172 110H173V113H171V114H173V115H175L174 116V118L176 119V115L178 116L177 117V119L176 120H178L179 119V117L181 118V119H184L185 121L187 120V118L189 119V120H187L186 122H188V124L187 123H185V122H183L184 123V126L182 125V124H180V127L182 128L181 130H179L178 128H176V129H178L179 131H180V133L178 134V130H177V132L176 131H174L172 134H178L176 137V140H174V143H175V149L177 148V150H180L181 148H185L188 144L186 143H184L185 142V138L186 137H190V136H188L187 135V129L189 128V125H190V123H189V121L191 122L192 120H193V115H195V112H197V110L199 109V107H201L202 105L201 104H203V102H201V101H204L203 100V94L201 93V91L203 90V92H204V89H205V86H202L204 83H203V81H205V78H204V80H202V76L206 73V68H207V65L209 64H205L206 63V61H208L209 59V57L210 56H206L205 55V58L203 59V54H204V51L207 53V54H209V55H212L211 53H212V47H214L215 46V44H216V42H213L212 44L210 43L211 42V36H212V34L214 33V37H215V35H216V32L218 31H221L219 34H220V37H221V35H223L222 34V31L223 30H226L229 26H230V23L232 24V22L231 21H228L227 22V20H229V19H231L234 23V25H235V23H236V25H237V29H240V30H238V32L236 31H234V30H232V26H234V25H231V27H229L230 28V30L231 31H233V32H231V31H229V32H231L233 35L232 36H236L235 38L238 40V36H240L241 34L239 33L240 31H243V30H241V29H243L244 28V24H242V22H244V21H246L245 19H243L244 18V16L243 15H247V13H257V12H255L254 10H252V9H254L255 7H256V9H257V6L256 5H258V9L260 8V6H261V8L259 9L261 12L263 11V13H260V11L259 10H257V11H259L257 14H255V16H256V18L255 17H253V15H252V17L254 18V19H257V22H260V24L262 23V21H264V18H263V16H264V9H263V7H264V1L262 0V1H259V0H257V1H259V2H255V4H254V1L253 0H241L242 2V5H241V3H240V1H238V0H234V1H236V2H234L233 0H215L216 2H214V3H212L214 0H204V2H202V1H200L201 2V4H203L202 6H204V9H202L203 7L201 6V4H200V6H199V3L200 2H198V0H196L197 2H195L194 4H195V6H193V1H195V0H181L180 2L182 3V5H180V2H178V1H173V0H139V1H137V0H127V5H129V9H131V10H129L128 8H127V6L126 5H124V1L122 2L121 0V2H120V5H118V3H115L116 2V0H110V2H108L107 0H95V4L93 5L94 7H95V11L93 10H91L92 9V5H90L89 3H90V1L88 0V2L89 3H87V0H86V2L85 3H87V4H85V6L87 5H90V6H88V7H91V8H86L85 6H80V8L79 9H81V7L84 9V7L86 8V9H88V11L89 10H91L92 12H95V16L98 18V19H100L99 21H101V23H100V25H98V27H97V22L95 23V17L94 16H92V19H91V16L90 15H88V13H87V15L88 16H90V19H89V21H88V23L87 22H84L85 23V26L88 24H90V20L92 21L93 20V17L95 18L92 22H94L95 24H93V25H95V26H92V27H94L93 29H94V38H96V37H98L99 39H101V40H99L98 39V41L97 42H99V44H96V41H93L92 42V44H89V42L91 43V41L92 40H95L94 38H93V35H91L93 32V30H90V32H91V34L88 32V30L89 29H87V33H88V35H86L87 33H85V30L84 29H81V26H80V28H79V26H78V22H80L81 23V20H82V17H80V16H82V15H84V14H82V15H79V16H75V15H78L80 12L78 11V13H77V10H73L76 14H73V17H74V19L77 21L76 23H77V25L75 26V21H73V20H69L70 18L71 19H73L72 18V10L71 11H69V12H67V14H71L68 18L69 19H67V17H66V23L67 24H70V25H68V27L70 28H68L69 29V35H72V34H74L75 36H76V31L78 30H80L79 32L81 33L82 32V30H84V38H80L83 42V45H84V42H85V45H87V44H89L88 45V47H87V49L85 50V52L87 51L88 52V48L89 49H91V53H89V57H87L86 59H85V62H84V64H83V66L82 67H84L85 68V66H86V68L81 72L80 71V69L82 70V67L79 69L78 68V66H79V64H80V62H78V60H77V62L79 63V64H77V62L75 63V64H77V66H75V64H74V66H73V64L71 63L72 62V59H70V57H67V56H69V55H66V60H64V63L65 64H69V62H70V64L69 65H72V67L71 68H74V69H76L75 67H77V69H79L78 71H80L81 73H80V75H78V74H76L78 71H75L74 69V72H75V80L74 81H81V82H79L78 83V85H79V90H80V85H81V91L80 92H78L77 90V94H79L78 96H77V94H73L72 93V89L71 88H69V90L71 91V93H72V96H69L67 93V95L69 96V99H70V97H73L74 99H72L71 98V100L69 101V102H71V103H67L65 100H69L68 99V97L66 98V95L65 94H63V91L64 92H66V91H68L67 89V87L68 86H63V85H67V83L66 84H63V83H65V80H66V78H67V76H69L70 77V75H67V76H65L66 74H64V77H66L65 78V80H63V79H60L61 78V76L59 75V77L60 78H57L58 79V81H60V83H62V87H64V88H61L60 86V84H58L59 86H58V88L59 89H64V90H62V91H57L58 89L56 88H54V87H52V88H54V89H50V85H49V83H51V79H49L48 77L50 76V78H52L53 79V81L54 82H58L57 81V79L56 78H54V76L53 77H51L52 75H49L50 73H54V69H52L51 67H53V68H55L56 66H54L53 64V66L49 63L50 62V60L51 59H53L52 58V56H55L56 54H57V51H54V50H52L54 53H55V55H54V53L52 54V53H50V51H51V49H53V48H51L50 49V51H48L49 49H48V47L47 46H44V49H45V47H47L46 48V51L47 52H49L50 54H48V55H50L51 56V58H50V60H48V59H43L42 60V57H44V56H46L45 58H47V54H46V52L44 51V50H42V48H43V46L42 47H40V49L38 48L39 46L37 45V44H34L33 42H36V40H37V38L36 39H34L33 40V38H32V36L35 34V36H36V34L38 33V31H39V29L40 28H38L37 30L38 31H32V32H30L28 35L29 36H31L30 38H32V41H31V39H29L31 42V44L30 45H34L33 47L36 49V47H37V51H35V49L32 47H30V45H28V46H25V45H27V44H29L28 42H27V38H29V36L28 37H26L27 36V33H28V28L30 27V29L31 28H33L34 30H36V28H37V26L39 25V27H40V18H48V16H49V18H52V21H54V19H53V17L52 16H55V11H59L58 9H57V6H56V8H55V5H53V3L51 4V5H53L52 7L54 8H52V10L51 11H49L50 13H49V15H41V11H42V8H41V4L40 3H42V2H40V0H38L37 2H35ZM42 1V0H41ZM46 1V0H45ZM45 1H43V4L45 3ZM49 1H51V0H47L46 2H47V6L46 7H48L50 4L48 3ZM54 1H56V0H53V2ZM58 1V0H57ZM56 1V2H57ZM61 1V0H60ZM59 1V2H60ZM64 1V0H63ZM63 1H62V3H63ZM66 1V0H65ZM65 1H64V4H63V7L65 6V8L66 7H68L69 6V8H70V6H72V9L75 7V5H72V1H68L71 5H68V6H66V3H67V1H66V3H65ZM80 1H82V3L84 2V0H80ZM98 3H97V2ZM104 1H106L105 3H106V5L108 6H106V7H104L105 6V4H104ZM119 0H117V2H118ZM128 1H130V2H136L137 1V4H138V7L136 6V5H133L132 3L130 4V3H128ZM159 1H160V3H162V2H164V3H162L161 5H160V3H159ZM183 1V2H182ZM190 1V2H189ZM220 1V2H219ZM237 1H238V3H237ZM244 1H245V4L247 3V1H248V3L251 5V7H250V5L248 4V6L251 8V10L250 9H248L249 7H247V4L244 6ZM253 1V2H252ZM32 2V3H31ZM108 2V3H107ZM157 2V3H156ZM173 2V3H172ZM186 3V4H183V3ZM189 2V4H188V8L190 7L191 8V6L192 7H194V9H192L191 8V10L190 9H188V8H185V7H187L186 5H187V3ZM206 2H207V4H206ZM211 2V3H210ZM229 2H231V4L229 3ZM251 2V3H250ZM263 3V4H259V3ZM26 3H28V4H26ZM55 3V2H54ZM61 3V2H60ZM60 3H59V6H62V5H60ZM91 3H92V1H91ZM114 3H115V7H117L118 6V10L116 9L115 10V7H113V5H114ZM159 3V4H158ZM178 3H179V5H178ZM30 4V5H29ZM43 4H42V7H43ZM49 4V5H48ZM56 4V3H55ZM58 4V3H57ZM56 4V5H57ZM79 4H81V2L79 3ZM78 4V5H79ZM98 4V5H97ZM126 4V3H125ZM171 4H172V6H173V8H172V6H171ZM174 4V5H173ZM175 4H176V6H175ZM191 4V6H189ZM216 4V5H215ZM229 4L231 5V6H229ZM235 4L237 5V6H235ZM26 5V6H25ZM81 5H83V4H81ZM96 5V6H95ZM132 5V6H131ZM142 5V6H141ZM160 5V6H159ZM164 5V6H163ZM183 5H184V7H183ZM197 5V6H196ZM207 5H208V7H207ZM219 5V6H218ZM228 5V6H227ZM234 5V7H238V8H235V10H234V8H232V6ZM239 5H241V6H244V7H246L247 9V11L248 12H245L246 14H243V15H240V14H238V13H241V11H239L240 9H244V7H240ZM36 6V7H35ZM40 6V7H39ZM45 6V5H44ZM77 6V5H76ZM121 6V7H120ZM126 6V7H125ZM156 6V7H155ZM162 6V7H161ZM178 6H180V7H178ZM181 6H182V8H181ZM218 6V7H217ZM254 8H253V7ZM35 7V8H34ZM45 7V9H44V11H42V12H44V14H47L46 12H48L46 9H48V8H46ZM51 7V6H50ZM49 7V8H50ZM121 8V10H120V8ZM126 8L127 9V11H128V13H130V14H128V13H126V16H125V18H124V20H123V22L124 23H120L119 21L121 20L120 18H122V15L121 14H123L122 12L123 11H126L124 8ZM132 7H135V8H132ZM145 7V8H144ZM158 7H161V8H159L158 10H162V12H164L163 13V15H160V16H163L162 18H159L160 20L159 21H161V22H159L158 20H157V18H155V16L154 15H156L155 13H157L156 11H158L157 10V8ZM198 7H202V8H199V11H198ZM225 7H228V8H230V9H226ZM41 8V9H40ZM76 8V7H75ZM111 8L113 9L114 8V10H115V12L113 13V14H115L116 13V11H117V15L115 16V15H113V17H112V13H111ZM154 8V9H153ZM167 8V9H166ZM181 8V9H180ZM218 8V9H217ZM27 9V10H26ZM57 9V10H56ZM60 9H62V8H60ZM137 9V10H136ZM176 9V10H175ZM187 9L188 10H190L191 12L189 13V11H187ZM224 9V10H223ZM261 9H263V10H261ZM25 10V11H24ZM39 10V11H38ZM46 10V11H45ZM49 10V9H48ZM69 10V9H68ZM133 10V11H132ZM136 10V11H135ZM160 10V11H161ZM184 12H182V11ZM192 10H196L197 11V13H194V12H192ZM201 10V11H200ZM222 10L223 11H226L227 13L229 12L230 14H234V13H236L237 14V16H232V17H230L231 15H229V14H226V13H224V14H226V15H224L225 17H227V15H228V17L226 18V19H223V20H226V23H224L223 22V20H221L222 21V23L220 22V20L219 19H222L224 16H223V13H222V16L223 17H218V15H219V13L220 12H222ZM230 10H231V12H232V10H233V12L231 13L230 12ZM245 9L243 10V12L242 13H244V11H246ZM84 11H85V9H84ZM83 11V12H84ZM90 11V13L89 14H91L92 12ZM101 11V12H100ZM122 11V12H121ZM135 11V12H134ZM144 11H146V14L145 13H143ZM159 11V13L158 14H160L161 12ZM186 11H187V13H186ZM211 11H213V12H211ZM216 13H215V12ZM235 11V12H234ZM239 11V12H238ZM25 12V13H24ZM51 12H53V13H51ZM60 12V11H59ZM58 12V13H59ZM85 12H87V11H85ZM120 12H121V14H120ZM132 12V13H131ZM166 12V13H165ZM58 13L56 14V16L58 15ZM147 13H149V14H147ZM176 13H178V14H176ZM186 16L185 18L183 17L184 15ZM194 13V17H196V19H198V20H196L195 18H190L191 17V14H193ZM241 13V14H242ZM29 14V15H28ZM52 14V15H51ZM86 14V13H85ZM127 14L128 15H130V16H127ZM134 15V18L136 19V21L135 20H133V17H131V15ZM140 14V15H139ZM143 14V15H142ZM174 14H175V16H174ZM187 14H189V16L187 15ZM196 14H197V16H196ZM204 14V15H203ZM211 14H212V16H211ZM236 14H234V15H236ZM251 14H250V19L252 18L251 17ZM261 14H263L262 16H258L257 17V15H261ZM26 15V16H25ZM38 15H41L40 16V18H39V20H38V18L37 17H39ZM182 17H181V16ZM209 15H210V18H209ZM221 15V14H220ZM243 16L242 17V19H243V21L241 22V19H239V21H237L238 19L237 18H241L240 16ZM249 15V14H248ZM25 16V17H24ZM85 16V15H84ZM87 16V17H88ZM143 16V17H142ZM146 16V17H145ZM198 16L199 17H201V20H202V22H201V20L198 18ZM58 17H60V16H57V19H56V21H54V22H57V24H58V22H60V21H57L58 20ZM87 17H85V19L87 18ZM109 17H110V19H109ZM114 17H115V20H114ZM129 17V18H128ZM145 17V18H144ZM148 17H149V21L150 22H148ZM174 17H176V18H174ZM190 19H189V18ZM192 17H193V15H192ZM262 17V18H261ZM34 18V19H33ZM126 18H127V20L128 21H131L130 19H132V21L130 22V23H132V25L131 26H129V24H128V26H126V24H125V22L127 21L126 20ZM187 18V19H186ZM203 18H204V20H203ZM208 18L210 19V21L208 22ZM252 18V19H253ZM259 18V19H258ZM26 19V20H25ZM28 19V20H27ZM39 21V22H37V20ZM84 19V20H85ZM88 19V18H87ZM86 19V20H87ZM98 19H97V21H98ZM162 19H164L163 21H162ZM176 19H178V20H176ZM184 19H186L187 21H188V23H186V21L184 20ZM191 21V20H195V21H197L196 23L193 21V25H191V22L189 23V20ZM213 19V20H212ZM216 19V20H215ZM249 19V20H250ZM253 19V20H254ZM261 19V20H260ZM85 20V21H86ZM104 20H105V22H104ZM112 20H114V21H112ZM140 20V21H139ZM153 20H155V21H158L159 23H160V26H159V24H157L155 21H153ZM180 20H181V22H180ZM183 20V21H182ZM200 20V21H199ZM218 20H219V22H218ZM260 20V21H259ZM32 21H34L35 23H37V24H35L34 22H32ZM69 21H73V23H69ZM98 21V22H99ZM102 21L104 22V23H102ZM110 22V28H108V27H105L104 25H107L108 23L107 22ZM127 21V22H128ZM139 21V22H138ZM178 21L181 23V26H180V23H178ZM198 21H199V23H198ZM251 22H252V20H250ZM31 22V23H30ZM54 22H51V23H54ZM92 22H91V24H92ZM137 22H138V26L140 25V24H142V25H140V27L142 26V28L143 29H141L140 27H138L137 26V28H138V31L140 32V33H137V28L135 29V27H136V25H137ZM145 22V23H144ZM151 22H152V25H151ZM183 22H184V24H183ZM215 22H216V24H215ZM49 24L48 26L49 27H46L45 25V27L44 28H42L41 27V29H43V31L41 30V32L43 33L44 32V34L45 35H49V40H50V43H53L54 41L53 40H55V39H52V38H58V37H62V36H64L65 34H66V32L68 31V29H67V27H65L64 25H63V23L61 22L60 24H58V25H56V26H58V29H59V31L57 30V28L55 27V29L57 30L56 32L54 31V28L52 27V24ZM65 23V24H66ZM111 23H113L114 25H112ZM155 23V24H154ZM179 24V27H181L180 29L181 30H179V28H178V24ZM195 23V24H194ZM219 23H221V25H219ZM250 23V22H249ZM32 24V25H31ZM56 24V23H55ZM73 24V25H72ZM91 24L89 25V26H91ZM101 24H103L102 26H101ZM122 24H124V25H122ZM135 24V26H133ZM162 24V25H161ZM186 24H188V25H191V27L194 29V32H192L193 30H190V26H188V25H186ZM222 24H224V26L222 25ZM225 24H227V25H225ZM254 24V26H252ZM253 24H249V25H251V26H248V32H250V30L251 31H254V34L252 35V38H253V36L255 37H258V36H260V34H262L264 31H263V29H264V23L263 24H259V23H257L258 24V30H259V28L261 27V29L259 30V32H260V34H256V32H258V30H256L257 29V27H256V20L254 21V23ZM64 26L63 28H66L67 30H65L64 29V31L65 32H62L63 31V29H62V27L61 26ZM79 25H81V24H79ZM87 25V27H89ZM122 25V26H121ZM159 26L160 28H155V26ZM184 25H186V26H188L189 27V29H187L186 28V30H184L185 29V27H184ZM195 25V26H194ZM203 25V26H202ZM216 25H218L217 27H215ZM236 25L233 27V29H235V30H237L235 27H236ZM239 25V26H238ZM104 26V27H103ZM113 26V27H112ZM222 26V27H221ZM260 26V27H259ZM24 27V28H23ZM34 27H36V28H34ZM50 27H52V28H50ZM60 27H61V29H62V31L60 30ZM82 27H83V23H82ZM102 27V28H101ZM117 27V28H116ZM122 27H124L123 29H124V31L123 32H125L126 31V27H128L129 29L126 31L128 34H123V33H121V34H123L122 35V37L123 36H128V38L130 39H128L127 38V36L125 37V39L124 40H122L121 38H120V41L119 40H116V44H114V38H116L117 36H118V34H119V32H121V31H119V30H122L121 28ZM154 27V29H152ZM208 27V28H207ZM214 27H215V30H214ZM72 28H73V31H74V33H72ZM90 29H91V27H89ZM95 28H96V31H95ZM98 28V29H97ZM104 28V29H103ZM112 28V29H111ZM118 28H119V30H118ZM148 28V30H146ZM183 28V29H182ZM191 28V29H192ZM205 28L206 29H208V30H205ZM210 28V29H209ZM212 28V29H211ZM217 28V29H216ZM24 29V30H23ZM29 29V30H30ZM33 29H31V30H33ZM109 29H111V31L113 30L114 32L112 33H109ZM149 29H152V30H154L153 31V33H152V30H149ZM158 29H160L161 31H159ZM220 29V30H219ZM54 32H53V31ZM76 30V31H75ZM101 30V31H100ZM141 30V31H140ZM158 30V31H157ZM177 30H179V31H177ZM182 30L183 31H187V30H189V32H186L187 34H188V38L187 37H184V36H186L185 34H183V32H182ZM200 30V31H199ZM212 30H214L213 32H212ZM20 31V32H19ZM46 31V32H45ZM49 31H51V33L49 32ZM61 31V32H60ZM131 31H133L134 33H132ZM147 35L148 34V38H147V36L145 35V34H142L143 32ZM145 31H147V32H145ZM151 33H150V32ZM157 31V32H156ZM182 32V34H181V32ZM17 32V33H16ZM40 32V31H39ZM40 32V34H42ZM48 32V33H47ZM79 32H77L78 34H79ZM100 32V35H101V37H100V35L98 34ZM106 32H108L109 34H110V37L112 38V41L110 42V47H109V49L107 50V53L105 52L106 50L104 49V47L102 48V45L99 47V48H101L100 50L99 49H97V45H100L101 43H102V38H103V33H106ZM159 32H161L160 34H158ZM164 32H168V33H164ZM192 32V35L194 36V34L196 35V36H198L199 34L201 35L200 36V38H199V36L198 37H193L192 35L190 36V33ZM195 32H197L198 33V35H197V33H195ZM201 32V33H200ZM204 32H207V34H205L204 35ZM212 32V33H211ZM218 32H217V35L216 36H219V34H218ZM245 32L246 31H244V33H243V37L245 36ZM32 33V34H31ZM34 33V34H33ZM62 33V34H61ZM65 33V34H64ZM72 33V34H71ZM154 33L155 34H157V36L156 35H154ZM238 33L240 34V35H238ZM82 34V37H83V33H81ZM92 36V39L91 38H88V40H90L88 43H87V38L85 37V35L87 36V37H89L90 35ZM135 34H137V38H135L136 40H134V42L132 41L133 39H134V36H135ZM139 34V35H138ZM140 34H142V35H140ZM153 34V35H152ZM164 34H166V36L164 35ZM246 34H247V32H246ZM68 34H67V36H69ZM74 35H72L73 37H74ZM117 35V36H116ZM120 35V34H119ZM160 35V36H159ZM169 35V36H168ZM172 35V36H171ZM175 35V36H174ZM182 37H181V36ZM184 35V36H183ZM17 36V37H16ZM34 36V37H35ZM38 36H39V34H38ZM78 36V35H77ZM77 36H76V39H77V41L79 40V37H81V35L80 36H78V38H77ZM96 36V37H95ZM139 36H142L141 38L139 37ZM153 36H154V38H153ZM163 36H165L164 38H163ZM204 36V37H203ZM205 36H207L208 38H206V39H208V43L206 42L205 43ZM249 36H251V35H249ZM37 37V36H36ZM150 37H151V39H150ZM155 37H157V38H155ZM160 37V39H159V41H158V38ZM168 37V38H167ZM170 37V38H169ZM180 39H179V38ZM183 37H184V39L185 40H183ZM193 37V38H192ZM213 37V38H214ZM220 37H218V38H220ZM233 37V38H234ZM240 37H242V35L240 36ZM246 37V36H245ZM256 37L255 38H253V39H256ZM52 39V41H51V39ZM65 38V37H64ZM196 38H199L200 39V41H199V39H196ZM217 37H216V40L218 39ZM252 38H250L249 39V41H247V39L246 38H244L243 40H245L246 39V41L249 43V44H252V42L254 41ZM259 38V37H258ZM14 39V40H13ZM18 39V40H17ZM19 39H20V41H19ZM84 39H85V41H84ZM138 39V40H137ZM139 39H141L142 40V44L144 45L143 47H142V44L140 43V45H139V43L138 42H141V40L139 41ZM147 41H146V40ZM153 39L155 40L156 39V41H154L153 42ZM168 39V40H167ZM173 39V40H172ZM178 39H179V41H178ZM198 40V42L196 41V40ZM204 39V40H203ZM220 39H222V38H220ZM235 39V40H236ZM251 39H252V42H251ZM19 42H17V41ZM97 40V39H96ZM121 40L122 41H125V40H129V42L127 41V43H129V44H126V41L125 42H121ZM149 40V41H148ZM160 40H162V41H164V40H166V42L167 41H170V43H171V46H169V47H172V48H170V49H168L169 47H168V45L166 46V42L164 41V43L163 42H161ZM176 40V41H175ZM188 40V41H187ZM195 40V41H194ZM213 40V39H212ZM234 40V39H233ZM234 40V41H235ZM239 40H240V38H239ZM242 40V39H241ZM240 40V41H241ZM56 41V40H55ZM101 41V42H100ZM132 41V42H131ZM158 41V42H157ZM173 41V42H172ZM191 41L192 42H194V44H192V48H189V43H191ZM203 41H204V43H203ZM207 41V40H206ZM213 41H215V39L213 40ZM256 41V40H255ZM258 41V40H257ZM257 41H256V43H257ZM17 42V43H16ZM22 42V43H21ZM57 42H58V40H57ZM79 42H80V40H79ZM76 43V46H77V48L78 49H80V47H78V46H81V45H79L80 43ZM95 42V43H94ZM146 44H145V43ZM158 44H157V43ZM162 43V44H159V43ZM176 42V43H175ZM187 42V43H186ZM195 42H196V44H195ZM201 42V43H200ZM81 43V44H82ZM87 43V44H86ZM93 43H94V45H93ZM117 43H119L118 45H119V48H117V49H115V51L117 50V55H115V57H114V53H113V50H114V48H116V47H118V45H117ZM132 43H137V45H138V49L140 48L141 50H142V48H144L145 50H149V51H147L148 52V57H149V55H150V57L152 58V60H153V58H154V62H155V64H152L153 62H152V60H151V58H150V61H148L147 59H149V58H147L146 59V57H147V53H146V51H144V49H143V53H142V51L140 50V52H138L137 51V56H138V54H140L139 56H138V58H136L135 60H136V62H140L139 64H135V60L134 59H131V57L132 58H135V56H136V49H137V45H135V44H132ZM147 43H148V45H149V47H148V45H147ZM153 43L154 44H156V45H154L153 46ZM169 43V42H168ZM209 43L211 44L210 46H209ZM256 43H253V44H256ZM22 44V45H21ZM122 44V45H121ZM175 44V45H174ZM204 44L206 45L207 44V47L209 46L210 48L208 49L209 51H211L210 53H208L209 51L206 49L205 50V47H204ZM37 45V46H36ZM83 45H82V48H83ZM85 45H84V47H85ZM91 45H92V47H91ZM113 45H115L114 47H113ZM130 46V49H129V47H128V50H126V46ZM131 45H133V47L135 48V46H136V48H135V50L131 47ZM135 45V46H134ZM158 45V46H157ZM159 45L160 46H162V47H159ZM170 45V44H169ZM189 45V46H188ZM195 45L196 46H198L199 47V49H197V51H196V48L197 47H195ZM203 47H202V46ZM22 46V47H21ZM147 46V49L145 48ZM193 46H194V48H195V51H193ZM28 47H30L31 48V51L34 49V53L33 52H30L29 53V51L27 50V48ZM85 47V48H86ZM112 47H113V49H112ZM125 49H124V48ZM156 47V48H155ZM163 47H165L164 49H163ZM174 47H175V49H174ZM188 47V48H187ZM20 48V50H18ZM23 48V49H22ZM29 48V49H30ZM81 48V51H82V53H83V49ZM122 48H123V50H124V52H125V50L127 51V57L129 58V61L130 60H134L133 61V64L130 66H128V71L126 72V70L125 71H123V72H121V73H118L119 71H120V67L121 66H123V64H124V66L123 67H125L126 68V66L128 65V64H130L131 63V61H130V63H126V66H125V62H128V60H123V61H119L121 58H120V55H121V52L123 51L122 50ZM152 48H153V50H152ZM167 48V49H166ZM203 48V49H202ZM134 50V51H129V50ZM172 49V54H171V52H170V50ZM187 49H188V51H187ZM193 51V53H191L192 51ZM202 49V50H201ZM28 52H27V51ZM39 50H41V51H43V52H41V53H39ZM98 51V53H96L97 51ZM103 50H105L104 52H103ZM165 50V53H163V51ZM168 50V51H167ZM176 50V51H175ZM19 51H20V53H19ZM51 51V52H52ZM190 51V52H189ZM199 51H200V53H199ZM22 52V53H21ZM37 52L39 53V54H37ZM85 52L83 53V54H85ZM90 52V51H89ZM105 53V54H103L102 55V53ZM124 52H122V54L124 53ZM129 52L131 53V55L129 54ZM154 52V53H153ZM186 52V54H187V56L184 54ZM203 54H202V53ZM31 53H33V54H31ZM36 53V54H35ZM42 53H44L43 54V56L41 55V57H39V58H41V60L43 61V62H45V61H49V62H46L45 64H44V67H46V66H48V67H46L45 68V70L43 69L44 67L43 66H41V67H43V68H41L40 67V69H38V67H39V64H41V63H39L40 62V59L37 57V55H40V54H42ZM80 53V54H79ZM79 50H78V54L80 55L79 57L77 56V58L81 61V55H83ZM116 53V52H115ZM152 55H151V54ZM160 53H161V56H160ZM180 53V54H179ZM25 54V55H24ZM31 54V55H30ZM46 54V55H45ZM52 54V55H51ZM96 54V55H95ZM98 54V55H97ZM125 54V53H124ZM124 54L122 55V56H124ZM142 54H145L144 56L142 55ZM182 54V55H181ZM183 54H184V56H186V58L183 56ZM201 54H202V56H201ZM21 55V56H20ZM24 55V56H23ZM29 55V56H28ZM87 56H88V54H86ZM92 55H94V56H92ZM105 55V56H104ZM111 55V56H110ZM133 55V56H132ZM156 57H160V59H158V58H156ZM171 55H172V58H171V60H173L174 62L173 63H171V66L173 65V67H171L170 66V61H169V59H170V57H171ZM176 55V56H175ZM177 55L178 56H180L181 55V57L179 58V57H177ZM191 55V57H189ZM50 56H48V57H50ZM57 56H58V54H57ZM55 57V59L57 60L58 59V57ZM90 56H92V58L90 59ZM98 56H99V58H98ZM117 56H118V58H117ZM123 57V59H126L127 57ZM162 56L164 57L163 59H162ZM170 56V57H169ZM174 56V57H173ZM23 57H24V59H23ZM29 57V58H28ZM64 57V56H63ZM114 57V58H113ZM145 57V58H144ZM167 57V58H166ZM168 57H169V59H168ZM183 57H184V60H186L185 62L183 61L182 62V59H183ZM196 57V58H195ZM17 58V59H16ZM25 58H27V59H25ZM76 58V59H77ZM82 58H85V56L83 57L82 56ZM89 58V59H88ZM109 58L111 59V60H109ZM115 58H116V61H115ZM141 58V59H140ZM143 58V59H142ZM177 58H179L181 61H179V65L177 66L176 65V62H178V59ZM182 58V59H181ZM54 59V60H55ZM97 59H99V60H97ZM114 59V60H113ZM144 59H146L148 62L147 63H145L146 62V60H144ZM155 59H156V61H155ZM189 59H190V62H189ZM192 59V60H191ZM200 59V60H199ZM206 59V61L203 63V60H205ZM208 59V60H207ZM37 60V61H36ZM53 60V61H54ZM55 60V61H56ZM91 60V61H90ZM93 60H95V61H93ZM104 60H105V63L106 64H104ZM122 60V59H121ZM163 62H162V61ZM194 60H196L195 62H193ZM58 61V60H57ZM114 62V63H112L113 64V66H114V68H112V70L109 68V69H107V67L108 66H110L111 67V64L110 63H108V62ZM145 61V62H144ZM161 61V62H160ZM166 61V64L164 63ZM169 61V62H168ZM188 61V62H187ZM201 61V62H200ZM210 61V60H209ZM208 61V62H209ZM29 62V63H28ZM90 62H91V64H93V65H89L90 64ZM93 62V63H92ZM96 62H99V63H96ZM102 62H103V64H104V66H103V64H102ZM151 63L150 65H156V68H155V66H154V68H155V70H154V68L153 67H150V65H148V63ZM158 62V64L159 65H162V63H163V65H167L168 63H169V66L170 67H168V65H167V67H166V72H168L170 75H167L166 74V72H165V70H163L164 68H165V66H163L162 67V70H160L161 69V66L159 67V66H157V63ZM182 62V63H181ZM192 62V63H191ZM198 62V63H197ZM50 64V66L49 65H46V64ZM82 63H83V60H82ZM82 63H81V65H82ZM161 63V64H160ZM186 63H188V65L189 66H187V68H188V70H186V68H183L182 69V65L184 64L185 66H186ZM197 63V64H196ZM203 63V65L205 66V68H204V66H203V68H201V64ZM86 64V65H85ZM95 64H98L99 66V68L95 65ZM101 64V65H100ZM117 64L119 65V67L118 68H116V66H117ZM137 65V66H135V65ZM146 64H147V66H146ZM180 64H182L181 65V67H180ZM190 64H192V65H190ZM193 64H194V68H192L193 67ZM41 65H43V63L41 64ZM46 65V66H45ZM68 65V66H69ZM138 65H140V66H138ZM184 65H183V67H184ZM196 65V66H195ZM35 66V67H34ZM95 66V67H94ZM102 66H103V68H102ZM134 66H135V68H134ZM145 66H146V68H149V70H150V73H149V71H148V69H147V71H146V68H145ZM177 66V68H175ZM191 66V67H190ZM24 67V68H23ZM91 67H92V69H91ZM97 67V68H96ZM105 67V68H104ZM122 67V68H123ZM158 67H159V71H158ZM180 67V68H179ZM38 70H41V71H47L48 72V70H50V68H51V70H52V72L51 71H49L48 72V74H47V76H46V73H45V77H41V75H43L44 73V71L41 73H37V69ZM69 68V67H68ZM94 68V69H93ZM102 70H101V69ZM121 68V69H122ZM124 68V69H125ZM130 68V69H129ZM173 68V69H172ZM178 68L180 69V70H178ZM197 69L198 68V72H200V71H202V72H200V73H202V74H198V72H196V70H194V69ZM43 69V70H42ZM48 69V70H47ZM99 71H98V70ZM114 69V70H113ZM116 69H117V71H116ZM124 69H122V70H124ZM156 69H157V71H156ZM169 69H172V71L174 70H178V71H176V72H169L170 70ZM181 69H182V73H181V78H179V76H180V72H181ZM200 69V70H199ZM26 70V71H25ZM36 70V72H34V71ZM54 70V71H53ZM68 70L69 69H67L66 71L68 72ZM72 70V69H71ZM71 70H69L70 72H68L69 74L72 72ZM89 70V71H88ZM93 70V71H92ZM97 70V71H96ZM103 70H105V71H103ZM136 70V71H137ZM143 70H145V71H143ZM152 70V71H151ZM193 71L192 72V75H191V72H188V71ZM203 70L205 71L204 73H203ZM21 71H23V72H21ZM66 71H64V72H66ZM87 71V72H86ZM113 71H114V73H113ZM137 71V72H138ZM154 71V72H153ZM161 71H162V73H161ZM1 72H3V73H1ZM63 72V73H64ZM66 72V73H67ZM125 72H126V75L127 74H129V76L127 77L126 76V78H123V80L120 82L121 83V85L118 83L121 79L120 78H122L124 75L122 74V73H124L125 74ZM136 72V73H137ZM155 73V74H157L156 72H159V73H161V74H157L158 76L157 77H155V74H153V73ZM164 72H165V74H164ZM185 74H184V73ZM187 72V73H186ZM21 73V74H20ZM58 72H56L55 71V75L57 74ZM60 73H62V72H60ZM59 73V74H60ZM67 73V74H68ZM117 73L120 75V74H122V75H120V77H118V75H117ZM151 73L154 75V76H152L151 75ZM26 74V75H25ZM103 74H105V76H103ZM111 74H113L114 76H115V78H113L114 80L112 81V83L110 82V79H111V77L109 76V75H111ZM133 74H134V72H133ZM164 74V75H163ZM183 74V75H182ZM189 76H188V75ZM195 74V75H194ZM34 75H35V77H34ZM49 75V76H48ZM113 75H111V76H113ZM162 76V77H159V76ZM165 75H167V76H165ZM185 75H187L188 77H186V78H188V79H185L184 78V76ZM197 75H200L199 76V78H200V81H199V78H197L198 76ZM21 76V77H20ZM57 76V75H56ZM55 76V77H56ZM86 76L88 77L87 78V80L89 79V81H91V82H89V81H87L86 80ZM165 76V77H164ZM196 76V78H194ZM27 77V78H26ZM28 77H30V78H28ZM40 77V78H39ZM58 77V76H57ZM96 77V78H95ZM104 77V78H103ZM108 77V78H107ZM109 77H110V79H109ZM125 77V76H124ZM154 77V78H153ZM164 77V78H163ZM167 77H169V79H170V82L168 83V81H169V79L167 78ZM191 77V78H190ZM203 77H205V76H203ZM19 78V79H18ZM41 78H47V79H49V80H42ZM105 78H106V80H105ZM133 78H134V75H133ZM131 79V80H133L134 81V79ZM159 78V79H158ZM164 80H163V79ZM167 78V79H166ZM100 79V80H99ZM109 79V80H108ZM120 79V80H119ZM137 79V78H136ZM135 79V80H136ZM154 79V80H153ZM168 80L167 81V83H168V86H167V84H163V82L164 81H166V80ZM182 79V80H181ZM198 79V80H197ZM40 80H42L43 82L45 81V83L47 84L48 83V85H45V88L48 86L49 87V91L51 92V94H50V96L48 95L50 92L47 90V91H44L45 90V88H44V85H43V83H41V81ZM62 80H63V82H62ZM99 80V81H98ZM103 80V81H102ZM104 80L107 82H110L109 84H107V85H104L105 84V82H104ZM141 80H140V82H138L139 84L140 83H143V82H141ZM155 80H157V81H155ZM161 80V81H160ZM14 83H13V82ZM25 81V82H24ZM35 81H37V82H35ZM40 81V83H38ZM52 81V82H53ZM76 81V82H77ZM101 81H102V83H101ZM116 81H117V84H119L120 85V87H119V85H117L116 84ZM133 81H131L132 82V84H133ZM137 81H138V79H137ZM154 81V82H153ZM160 81V82H159ZM202 81V82H201ZM19 82V83H18ZM29 82V83H28ZM53 82V83H54ZM97 82H99L98 83V86L96 85V83ZM128 81H126V83H127ZM152 82V83H151ZM181 82H185V83H181ZM198 82H199V84H198ZM28 83V84H27ZM44 83V84H45ZM89 83V84H88ZM100 83H101V85L102 86H104L103 87V90L104 91H106V88L108 87L109 89L108 90H111V91H108L109 93H107V94H104V91L102 90V86H101V88L99 87L100 86ZM136 82H134V84H135ZM150 83L152 84V85H150ZM157 83H158V85H157ZM203 83V84H202ZM33 84V85H32ZM39 84H42V87H43V91L45 92V93H42V96H46V97H43L44 99H42L41 101L44 103V105H41L40 103H42V102H39L40 101V96L38 95V97L37 96H35V95H37V94H33L32 95V92H34V93H37L36 92V89L37 90H41L42 88H40V85ZM57 84H53V85H57ZM86 84H88V88H86L87 87V85ZM117 85V87H115L114 88V86H116ZM131 83H130V87L131 86H133ZM163 85V87L165 86V88H164V92L162 91V88H159V87H161L162 85ZM4 85V86H3ZM15 86V87H13V86ZM112 85V86H111ZM128 85H129V82H128ZM138 84L136 83V86H137ZM141 85V84H140ZM190 87H188V86ZM3 86V87H2ZM37 86V87H36ZM74 86H77V83H76V85H75V82H74ZM73 86V87H74ZM90 86V87H89ZM136 86H135V88H134V86H133V88L132 89H136ZM155 88H154V87ZM200 86H202L201 88H203L204 87V89H201L200 90ZM47 87V88H48ZM72 87V88H73ZM92 87H95V89H99L98 90V92L95 90V89H92ZM98 87V88H97ZM127 87V86H126ZM130 87H129V91H130V93H132V95L134 94L133 92H131V90H130ZM151 87V88H150ZM167 87V88H166ZM182 88L181 90L179 89V88ZM197 87H199V88H197ZM46 88V89H47ZM65 88H67V89H65ZM85 88L86 89H91V90H95L94 92L92 91L91 92V90H85ZM113 88L115 89V92H116V94H117V96L118 97H116L115 98V92H114V90H113ZM120 88H123V89H120ZM192 88V89H191ZM1 89H3V90H1ZM35 89V90H34ZM75 89H77V88H75ZM117 89V90H116ZM120 89V90H119ZM145 90V92H144V90ZM154 89V90H153ZM158 89H161L160 91L158 90ZM185 89V90H184ZM190 89V90H189ZM33 90V91H32ZM53 90H55L54 91V94H55V96L53 95V97H54V99L56 98H58V92L59 93H62L64 96H65V100H63V98H61L60 97V101H62V105H60V106H63V105H65V103H67L68 104V107H67V104L65 105V106H63V107H61V111H63V109H64V112H62V114L57 110H55V111H52V112H56V113H54V114H52L51 113V115L54 117V116H56V118L54 117V118H51L52 116L51 115H49L50 114V110L52 109V101H53V103H55V102H57V103H59L60 101H58V99H57V101H56V99L55 100H51V95H52V91ZM87 92V94H85L86 95V97L84 96V94H82L81 95V93H85V91ZM103 91V93H101L100 94V97L98 96L99 95V91ZM124 92H123V91ZM143 90V94H141V91ZM153 90V91H152ZM176 90H177V92H176ZM180 90V91H179ZM190 92H189V91ZM2 91H4V92H2ZM14 91H15V93H14ZM43 91H41V92H43ZM122 93L121 95H120V93ZM128 91V90H127ZM129 91H128V93H129ZM146 91H148V92H150L151 93V95H150V93H146ZM157 91V92H156ZM176 93H175V92ZM188 91V92H187ZM192 91V92H191ZM194 91H195V93H194ZM199 91V92H198ZM10 92V93H9ZM40 92V93H41ZM48 94H47V93ZM89 92V93H88ZM97 93V96H94V94L96 95V93ZM159 92H160V94H159ZM171 94H170V93ZM175 94H177V95H175ZM180 92H183V93H181L182 95V98L184 97L185 98V100H184V98L183 99H181L183 102H181V101H178V103L176 102L179 98H177L179 95H180ZM3 93V94H2ZM31 93V94H30ZM39 93V92H38ZM39 93V94H40ZM69 93V92H68ZM93 93V94H92ZM127 93V92H126ZM157 93V94H156ZM165 93V94H164ZM168 93H169V96H168ZM188 93V94H187ZM196 96V98H197V100H196V98H195V96L193 95V94ZM201 93L202 95H200L199 96V94ZM44 94V95H43ZM70 94V93H69ZM102 94L104 95L102 98H103V100H102V104L100 105V98H101V96H102ZM139 94L141 95L139 98H138V100H137V97L139 96ZM164 94V96L165 95H167L168 96V98L166 97H164V99H163V97H162V95ZM173 94V95H172ZM179 94V95H178ZM189 94L191 95V96H189ZM6 95V96H5ZM28 95L30 96H32V98H33V96L35 97V99L36 98H39V99H36L35 101H38L37 102V105L35 104L36 102L33 100V102L31 101L32 99L31 98H29L28 97ZM41 95V94H40ZM59 95H61V94H59ZM63 95H62V97H63ZM71 95V94H70ZM119 95L121 96V97H119ZM135 95V94H134ZM42 96H41V98H42ZM49 96V97H48ZM75 96H76V98H77V100H76V98H75ZM95 98H94V97ZM108 96V97H109ZM150 96V97H149ZM181 96H179V97H181ZM193 96V97H192ZM15 97V98H14ZM51 97V98H50ZM84 97V98H83ZM98 97H99V101H98ZM123 97H125L126 99H127V101H126V99H124ZM160 97H162V99L160 98ZM172 97H174V98H172ZM177 98V100H176V98ZM191 97V98H190ZM199 97H201V99L199 98ZM13 98L15 99V100H13ZM24 98V99H23ZM50 98V99H49ZM83 98V100L81 101V99ZM141 98V99H142ZM158 98V99H157ZM170 98H172V100L174 99L175 101H172ZM190 98V99H189ZM193 98H195L194 100H193ZM10 99V100H9ZM23 99V100H22ZM30 99V100H29ZM53 99V98H52ZM117 99H118V101H117ZM146 99H148V102H147V100ZM171 100L170 101V103H169V101L168 100ZM186 99H188V101L190 102V100H191V103L190 104H192V107H190L189 106V102L187 103V100ZM201 101H200V100ZM12 100L14 101V102H12ZM21 100V101H20ZM44 100V101H43ZM73 100H74V102H73ZM125 100V101H124ZM160 100V101H159ZM166 100V101H165ZM198 100L201 102L200 103V105L201 106H197L196 107V105H197V103H199L198 102ZM50 101V102H49ZM63 101H65V103L63 102ZM80 101H81V103L83 102V101H85V103L83 104H81L80 103ZM90 101V102H89ZM92 101V102H91ZM123 101V102H122ZM159 102V103H157V105H159L157 108L159 109L158 111L157 110H155L156 108V102ZM193 101V102H192ZM16 102V103H15ZM99 102V103H98ZM130 102H128V103H130ZM163 102L165 103V105L163 104ZM167 102V103H166ZM173 102H175V103H173ZM179 102L180 103H182L183 104V106H185L186 105V103L188 104V105H186V106H188V107H190V110H189V108L187 107H185L186 109H185V112H186V110H188V113L186 112H181V108L184 110V108L183 107H181L180 106V109H179ZM7 103H9L10 104V106L7 104ZM15 103V104H14ZM42 103V104H43ZM57 103H55V104H53V105H57ZM64 103V104H63ZM91 103H93V105H91ZM107 104H108V101L106 102ZM122 103V104H121ZM124 103V104H123ZM130 103V108H131V106H133L132 104ZM152 103V104H151ZM153 103L155 104L153 107H152V105H153ZM177 103V104H176ZM27 104V105H26ZM36 106V107H34V105ZM71 104V105H70ZM106 104V105H107ZM149 104V105H148ZM185 104V105H184ZM41 105V106H40ZM83 105V106H82ZM100 105V106H99ZM123 105V106H122ZM146 105H147V108H146ZM178 105V106H177ZM199 105V104H198ZM90 106H93V107H90ZM99 106V107H98ZM120 106V107H119ZM133 106V107H134ZM141 106V107H142ZM171 106V107H170ZM177 106V107H176ZM195 106V107H194ZM21 107V108H20ZM40 107V108H39ZM55 107V106H54ZM66 107V108H65ZM102 107V108H103ZM108 107V108H109ZM131 108V112H136V111H138L139 112V107L137 108V106H136V110H134L135 108ZM150 107V108H149ZM151 107L152 108H154V109H151ZM161 107H163V109L162 110H164V111H161ZM57 108H59L60 109V107H58L57 106ZM81 108V109H80ZM101 108V109H102ZM107 107H105L104 109H106ZM107 108V109H108ZM121 108V109H120ZM130 108H129V113H130ZM143 108V107H142ZM146 108V109H145ZM179 109V111L177 110V109ZM191 108H192V110H191ZM195 108H197V109H195ZM202 108V107H201ZM14 109H15V111H14ZM37 109V110H36ZM38 109H39V111H38ZM42 109L43 110H46V111H43V112H45V113H43L42 112ZM48 109H49V112H47L48 111ZM79 109H80V111H79ZM86 109V108H85ZM85 109H84V111H85ZM138 109V110H137ZM155 110V111H148V110ZM40 110H41V112H40ZM53 110V109H52ZM76 110V111H75ZM125 110H128V108L127 109H125ZM171 110V111H172ZM182 110V111H183ZM200 110L201 109H199V112H200ZM13 111V112H12ZM174 111L176 112V111H178L179 113H184V114H186V115H184V114H180V115H178L177 113H175L174 114ZM7 112V113H6ZM40 112V113H39ZM48 113V116L46 115L47 113ZM75 112V113H74ZM79 112V113H78ZM146 112V113H145ZM157 112V114H154V113H156ZM165 113L162 117H160L161 116V113ZM42 113V114H41ZM73 113V114H72ZM150 115V113L152 114L153 113V115H155V116H153V115H151V116H149L148 114ZM158 113H159V115H158ZM162 113V114H163ZM168 114L169 115V118H171L170 117V115L171 114ZM191 113V114H190ZM9 114V115H8ZM56 114V115H55ZM85 114V113H84ZM146 114V117H144V115ZM198 114H200V113H198L197 112V114H196V117L198 116L199 117V115ZM249 113H248V111H246L245 112V110H243V111H241L239 114H238V118L237 119H239V121H240V124L242 123V124H246L247 122H248V118H249V115H248ZM33 115H35V116H33ZM72 115V116H71ZM156 115H158L159 116V118H156V117H158V116H156ZM168 115H167V117H168ZM189 115H190V118H189ZM191 115H192V117H191ZM79 116V117H78ZM172 116V115H171ZM50 117V118H49ZM71 117H73V118H71ZM89 117L90 118H88L89 119V122H88V120L87 119H85V120H87L86 121V123H87V125H91V127H92V116H90L89 115ZM239 117H241V118H239ZM46 118V119H45ZM59 118L61 119V120H59ZM71 118V119H70ZM130 118H132V117H130ZM155 118V119H154ZM165 118V116L163 117V119ZM56 119H57V121H56ZM74 119V120H73ZM149 119H148V123L149 122H151V121H149ZM167 119V123L169 124V121L168 120H171V119H168V118H166ZM175 119H173V121L175 120ZM181 119H179V120H181ZM12 120H14V121H12ZM44 120V121H43ZM160 120V119H159ZM178 120V121H179ZM129 121H130V119H129ZM147 121V120H146ZM163 121V120H162ZM177 121V123H180V121L178 122ZM183 121V120H182ZM35 122H36V124H35ZM59 122V123H58ZM137 122H140V119L137 121ZM160 122V121H159ZM166 122V121H165ZM164 121H163V123H160L159 124V127H160V129L159 128H156V126L155 125H153L154 123H150L149 124V127L148 126H146V128H148V130L146 131L147 133H148V131H150V133H145V131H144V139H146V141L144 142V143H142L141 145V147H142V150H141V152H139L138 154H136V157H135V159L138 161V162H140V163H145V164H149V166H145L146 168H145V170L144 171H142V173H140V174H137L136 172H134V173H136L135 174V176H132V175H130L129 177H131L132 179H129V178H125L124 176H122V177H124L127 181L126 182H123V181H125V179L123 180L122 178H119V176H116V177H118V179L117 180H119V179H121V180H123L122 182H123V184H122V182H121V184H120V186H114V187H125L127 184H129V187H138V186H141V185H143V184H146V183H148V182H155V181H158L159 179H162V178H175V177H182V175L184 174V173H196V174H198V175H201V174H203V173H201V172H204L205 171V173L206 174H209V175H212V173H213V175L212 176H207L208 177V179L210 178V179H215V178H219V177H221L222 175H223V173H224V171H216L217 172V174H216V172L214 173V171H212V169H213V166L215 167L216 166V159H220V158H218L219 156V153H220V144L218 143H216L215 141H214V138L218 135V132L216 133V135H215V133L213 134L212 133V135L210 136V145H209V149H211V154L213 153V155H211V156H209V155H207V156H203L202 158H199V160H197V161H191L192 162V164L191 163H189V161H188V163H187V167L186 168H184V169H182V167H181V165L180 164H173L172 166H170L169 164H167L168 162V160H169V162H170V159H169V157L170 158H172L171 157V155H168V154H170V152H172V151H174L173 150V147L174 146H172V147H170L171 146V144L170 145H168L169 144V142L167 143V141L168 140H166V146H168V148L167 147H163V146H165V145H161L162 144V142H161V144H159V145H161L160 147L157 145L158 144V140L156 141V138L157 137H159V135H156V134H158V133H156L154 130H152V129H154V128H152L153 126L156 128V130L157 129H159V130H161L162 128H161V124H164L165 123ZM175 122V121H174ZM173 122V123H174ZM83 123H85V122H83ZM85 123V124H86ZM146 123V122H145ZM157 123V122H156ZM155 123V124H156ZM167 123H165V124H167ZM172 123V124H173ZM15 124V125H14ZM34 124H35V127H34ZM137 125H138V123H136ZM135 124V125H136ZM70 125V126H69ZM72 125V126H71ZM139 125H141V123L139 124ZM150 125H152V127H150ZM157 125V124H156ZM174 125V124H173ZM188 126V128H187V126ZM8 126V127H7ZM54 126V127H53ZM162 126H164V125H162ZM178 126V125H177ZM61 127V128H60ZM158 127V126H157ZM167 127H168V129H170L169 128V126L167 125ZM167 127H166V125H165V128L167 129ZM171 127H173L174 128V126H171ZM179 127V126H178ZM3 130H2V129ZM10 128V129H9ZM14 128V129H13ZM23 128V129H22ZM28 128V129H27ZM68 128H69V130H68ZM150 128V129H149ZM12 129V130H11ZM22 129V130H21ZM30 129L32 130V131H30ZM44 129V130H43ZM21 130V131H20ZM59 130H58V133H59ZM163 131L165 130L164 129V127H163V129H162ZM175 130V129H174ZM5 131V132H4ZM7 131V132H6ZM70 131V132H71ZM134 131V132H133ZM141 131V130H140ZM171 131V130H170ZM169 130L168 131H166V132H170ZM20 132H21V134H20ZM35 134H34V133ZM54 132V131H53ZM129 132H133L132 134H131V136H136V130L135 129H133V130H130ZM143 132V131H142ZM159 133H160V131H158ZM162 132V131H161ZM165 132V131H164ZM164 132H162V133H164ZM165 132V134L166 135H169V134H167ZM12 133V134H11ZM57 133V134H58ZM162 133H160V134H162ZM171 133V132H170ZM26 134H28V135H26ZM134 134V135H133ZM147 134V135H146ZM185 134V135H184ZM7 135H8V137L9 138H7ZM10 135V136H9ZM36 135H38V136H36ZM44 135H46V138H47V141H46V139L44 138ZM129 134L127 133L126 135H123V137H122V140L121 139H119V141H122V142H125V144L123 145L124 147H126V149H129L130 147H131V145H133L131 142V140H130V142H129V140H128V143L130 144V145H128V143H126L127 141V139L129 138V136H128ZM171 135V134H170ZM169 135V136H170ZM42 136V137H41ZM125 136V137H124ZM126 136L128 137V138H126ZM157 136V137H156ZM213 136V137H212ZM153 137H155L154 139H155V144H152V142L154 143V141H153ZM172 137V136H171ZM3 138H4V140H3ZM124 138H126V140H124ZM160 138V140L159 141H161V140H163L162 138H161V136L159 137ZM165 138H166V136H165ZM165 138H164V140H165ZM167 138H169V137H167ZM166 138V139H167ZM41 139V140H40ZM129 139H133L132 137H130ZM151 139H152V141H151ZM173 139H174V137H173ZM177 139H179L180 141H177ZM169 140H170V138H169ZM189 141H190V139H188ZM192 140V139H191ZM9 141L11 142V144L9 145L8 143H9ZM14 141V142H13ZM171 141H172V138H171ZM170 141V142H171ZM177 141V142H176ZM181 141H182V143H181ZM213 141V142H212ZM180 142V143H179ZM117 143V142H116ZM134 143V142H133ZM160 143V142H159ZM172 143H173V141H172ZM55 144V145H54ZM120 144V143H119ZM123 143H121L120 145H122ZM127 144V145H126ZM145 145V147H144V145ZM163 144H164V141H163ZM189 144H191V143H189ZM3 145L5 146V148L7 147V149H9L8 151L3 147ZM21 145H22V147H21ZM115 145V144H114ZM119 145V146H120ZM126 145V146H125ZM137 145V144H136ZM173 145V144H172ZM34 146V147H33ZM39 146V147H38ZM43 147V148H41V147ZM115 146H117V145H115ZM122 146V147H123ZM128 146V147H127ZM155 146V147H154ZM157 146L159 147L158 149H157ZM100 147V146H99ZM113 147V146H112ZM121 147V148H122ZM134 147H135V145H134ZM170 147V148H169ZM23 148V149H22ZM109 148H111V147H109ZM115 147H113L112 149H114ZM117 148V147H116ZM115 148V149H116ZM119 149L118 150H120V147H118ZM152 148V149H151ZM51 149H53V150H51ZM112 149H109V150H112ZM123 149V148H122ZM160 149L162 150V151H160ZM164 149V150H163ZM6 150V151H5ZM41 150H43V151H41ZM117 150V149H116ZM155 150V151H154ZM159 150V151H158ZM214 150V151H213ZM13 151V152H12ZM24 153H23V152ZM149 151V152H148ZM154 151V152H153ZM176 151V150H175ZM35 152V153H34ZM52 152L54 153V154H52ZM94 152V150L92 151V153ZM112 152H115V151H112ZM151 152H152V154H151ZM155 152H157L156 154H155ZM176 152H178V151H176ZM176 152L174 153L173 152V161H175L176 160V157H175V154H176ZM9 153V154H8ZM27 153V154H26ZM37 153H39V154H37ZM45 153V155H43ZM150 153V154H149ZM26 154V155H25ZM53 156H52V155ZM166 156H169V157H166ZM155 155H157V156H165L166 157V160H163V161H159L158 159V157L157 156H155ZM216 155V156H215ZM25 159H23L22 157ZM28 156V157H27ZM38 156V157H37ZM40 156V157H39ZM52 156V157H51ZM182 156V155H181ZM156 159H155V158ZM174 157H175V159H174ZM133 158V157H132ZM179 158H181V157H179ZM178 158V159H179ZM183 158H185L184 160H186L187 159V157H183ZM161 159H162V157H161ZM163 159H165V158H163ZM168 159V160H167ZM7 160H8V162H7ZM12 162V164H14V166L10 163V161ZM23 160V161H22ZM40 160H41V162H42V160H43V164L42 163H40ZM157 160V161H156ZM1 161H2V163H1ZM37 161H39V162H37ZM22 162L25 164H22ZM36 162V163H35ZM162 162H164V163H162ZM166 162V163H165ZM171 162H172V160H171ZM198 162V163H197ZM21 163V164H20ZM33 163V164H32ZM40 163V164H39ZM175 163V162H174ZM215 163V164H214ZM36 164V165H35ZM189 164V165H188ZM191 164V165H190ZM197 164V165H196ZM4 165V166H3ZM8 165H11L12 167H10V166H8ZM43 165V166H42ZM3 166V167H2ZM21 166H22V168H21ZM40 166V167H39ZM170 166V167H169ZM34 167V168H33ZM149 167H151V170H149ZM205 167V169H203ZM211 167V168H210ZM7 168H9L11 171H13V168L15 169L14 171H17L16 172V174H15V172H12V176L11 177H6L7 175V173L9 172H6V170H9V169H7ZM16 168H17V170H16ZM18 168H20V169H18ZM39 168H43V169H41V171L39 170ZM61 167H59L58 169L59 170H61L60 169ZM110 168V167H109ZM44 169L46 170L45 171V173H44ZM62 169H64V168H62ZM4 170V171H3ZM38 170L40 171V173H38ZM67 170V169H66ZM84 170V169H83ZM106 170V169H105ZM104 170V172L105 173H103V174H101L100 175V177H104V175H105V177H108V178H110L111 179V181L112 180H115V179H113L112 178V176H114V172H115V174H116V170L114 169V171H113V169H112V167H111V169H109V170H111V171H109L108 169V171L106 170L105 171ZM11 171L8 173L9 174V176L11 175ZM57 171V170H56ZM64 172H63V174H62V178H64V177H66V176H69V175H67L68 174V172L70 171H68L67 173H66V176L64 175V173H65V169L63 170ZM147 171H148V173H147ZM207 171H209L208 173H207ZM34 172V173H33ZM110 172V173H109ZM212 172V173H211ZM6 173V174H5ZM35 174V175H33V174ZM54 173H52L51 175H53ZM90 173V172H89ZM113 173V174H112ZM134 173H132V174H134ZM146 173V175H144ZM199 173H201V174H199ZM220 173L222 174V175H220ZM15 174V175H14ZM41 174H44V176L42 175L41 176ZM70 174V173H69ZM87 174V176H88V173H86ZM108 174H110V175H108ZM119 174V173H118ZM117 174V175H118ZM214 174H216V175H214ZM1 175H3V176H1ZM57 175H59L58 173H57ZM143 175L145 176V177H143ZM24 178H23V177ZM25 176H26V178H25ZM30 176V177H29ZM38 176H40L39 178H42V177H44V180L42 181L41 179H39V180H37V178H38ZM53 176H55V175H53ZM89 176H90V174H89ZM86 177V182H87V180H90V183L92 184V182H91V180L92 179H87V178H90V177ZM155 176H156V179H155V181L154 180H152V179H154L155 178ZM157 176L159 177L158 179H157ZM163 176V177H162ZM206 175H203V177H205ZM214 176V177H213ZM70 177H71V174H70ZM68 178L67 177V179L66 178H64V179H66V182H64V180L63 181H60L62 184H65L67 187H71V188H77L78 187V189H81V188H83V187H86V185H87V187H93V186H95V184H92V186H91V184H90V186H88L89 184H86V183H84V182H79V180L81 181V179L83 178V181H84V178L85 177H82V178H79V179H76V178H74L75 180L73 181V179H71V178ZM99 177V181L101 182V180H103V178L101 179ZM121 177V176H120ZM134 177V178H133ZM212 177V178H211ZM6 178H8V180L6 179ZM61 178V179H62ZM108 178H107V180H108ZM43 179V178H42ZM106 179V178H105ZM104 179V180H105ZM152 181H151V180ZM107 180H105L106 182H107ZM116 180V181H117ZM15 181V180H14ZM36 181H38V182H36ZM71 181H73L74 183L72 184V182ZM105 181L103 182V183H105ZM111 181L109 180L108 182H110L111 183ZM116 181H114V182H116ZM28 182L32 185H30V184H28ZM59 182V184L61 185V183ZM64 182V183H63ZM107 182V183H108ZM143 182H145V183H143ZM9 183V184H8ZM21 183V184H20ZM40 183H38V184H40ZM68 183H69V185H68ZM84 183V184H83ZM102 182H101V184H103ZM142 183V184H141ZM18 184V183H17ZM37 184V185H38ZM138 184V185H137ZM28 185H30V186H28ZM58 186V187H61V186ZM64 185V186H65ZM81 185L83 186V187H81ZM97 185H99V184H97ZM116 185V184H115ZM117 185H118V182H117ZM27 188H26V187ZM41 186V185H40ZM65 186V187H66ZM9 187V188H8ZM13 187H15V186H13ZM38 187H39V185H38ZM81 187V188H80ZM26 190H25V189ZM3 189V190H2ZM20 189V190H21ZM28 189V190H27ZM3 194H2V193ZM30 192V191H29ZM13 193V192H12ZM24 196V198L23 197H21L20 198V196ZM95 195V194H94ZM93 194L90 196V198H92V199H88L87 201H88V203H96V206L98 207V208H100L101 210H105V209H107V208H109L110 207V205H111V201H110V199L111 198H108V197H105V196H103V197H96V196H94ZM32 197H33V199H32ZM9 203V204H8ZM86 206H88V204L86 205ZM8 207H11V208H8ZM4 208V212H3V209ZM59 212V214L57 213V211L56 212H52V214H51V216H50V218H55V217H57V216H59L60 214H61V212H62V210L60 209V211H58ZM75 212H77V213H75L76 215H78V216H76V215H73V218L71 217V218H69L70 219V221L67 219V221H69L70 223L68 224L69 225V227L71 228V231H69L68 230V232H73V234L72 235H68V234H63L62 236H60L58 239H56V245H60V246H62L63 245V247H64V250L63 251H61V253H62V255L60 256V261L64 258V256H68L69 255V253H68V251L69 250H71V247H73V246H76V245H78V244H80V243H82V241H83V238H82V232H81V229H82V227H83V225H82V227H80V225H78V224H80V222H81V224L85 221V219H87L86 221H89L88 220V217H90V216H92L90 213H87L86 215H84L85 213H83L82 211H76L75 210ZM13 213V214H12ZM53 213H57V215H55V214H53ZM15 214V215H14ZM4 215H6V213H4ZM13 215V216H12ZM81 215H83L82 216V218H81ZM19 219V221H17L18 219ZM14 218V219H13ZM78 219H80V222H78ZM25 220V221H24ZM3 221V218H2V215L0 216V222H2ZM85 221V222H86ZM18 222V223H17ZM21 222H22V224H21ZM24 222V223H23ZM75 223H78V224H75ZM1 224V223H0ZM21 225H22V228H21ZM25 225V227H23ZM78 225V226H77ZM27 228V227H26ZM86 234H84V236H85ZM86 237V236H85ZM59 247V246H58Z\"/></svg>",
	"mask_w": 264,
	"mask_h": 264
}]
</instances>
